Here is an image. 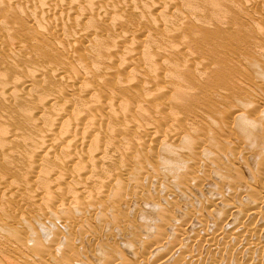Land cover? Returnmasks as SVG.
Masks as SVG:
<instances>
[{"label": "rangeland", "instance_id": "374dc122", "mask_svg": "<svg viewBox=\"0 0 264 264\" xmlns=\"http://www.w3.org/2000/svg\"><path fill=\"white\" fill-rule=\"evenodd\" d=\"M44 1L46 2V0H44ZM56 1L57 0H53V1L50 0L48 2V0H47L48 3L44 2L45 4L50 3V5H52L50 10H48L47 8L45 9V10H47V12H48L47 13L46 11L45 12L41 11L40 8H39V10L36 8V7H40V4H43V3H41V2H43V0H36V1H34V0H19V1L18 0L17 1L0 0V26H1L0 31L3 30L1 34H3V35L6 34L5 35L6 38L4 37L5 39H3V37H0V44L2 43L0 45V47L8 46V47H5V49L8 48L10 50V51L9 50L7 51L8 52V54H7V53H4V52H6V50H3L4 48L0 49V51H1L0 53L3 55V56H1V54H0V57L2 58V59L0 58V76L3 75V77L1 76L2 78L0 79V93H2V90L7 88V86L10 87L11 86L10 84L12 82H14L13 80H15V83L17 82V79H19L18 82H20V80L25 81L24 79L29 80L28 78H31V76H33L30 72L36 68L41 69L42 67H45L46 65H53L55 63L59 65V63L61 62L60 66L63 64L62 66L65 68V70L67 68L69 69V70L67 69L66 70L67 73L65 72L66 74H64V77H66L65 80L67 82L65 80H59V79L57 80L56 74L51 73L50 71L49 72L44 71V72H41L40 75L35 74L36 77L35 76L33 77V79L35 78V80L30 79L32 81H29V83L31 84V82H32V85H30L29 83H26V84H28V85H26V86H28V89L26 88V86L24 87L23 85H21L22 83H24L23 81H21L22 83H18V82L16 83V84H19V86H20L19 88H15L14 90L13 89L10 90V88H8V92H6V93H5V91L7 89L5 91H3L5 93V96L7 93H9L7 95L12 97V98L10 97V99H8L9 97L8 98L6 97L8 99L9 105L11 104L10 109H8L9 106L7 105L8 104L7 99L4 100V98H5L4 95H2L3 96V98H2V96L0 94V96H1L0 100L3 99V102H4L3 103L2 100L0 101L3 103V104L0 103L3 106L2 108L3 109L7 108L6 110H9V111L3 110L0 106V108H1L0 110L2 112V113L0 112V114L2 115V116L0 115V117H1V119H0V130L2 129L0 131V133H2V135H4L3 132L6 130L8 132L7 133L8 135H10L12 133L10 136L0 135V140H1L0 146H2L1 142L5 143L7 141L5 144H3L4 145V146H2L3 149L0 150V187L2 188V186L4 184L6 185V186L4 185L5 187L3 186V188H2L3 191L0 188L1 189L0 190V223H2L0 225H1V227L4 225L5 229L11 228L10 234L13 235V236H11L9 234V231H7V230L6 231L8 233L7 232L4 233V231H5L3 228L4 226L2 228H0V230L4 233V234L1 233L2 236L0 235V258H1L0 264L6 263L8 259H9L8 262L11 261V262H9V264H11L12 261H13L12 264H19V263L20 264H62L60 262H63V264L64 263L65 264H128V263L129 264H197V263L198 264H205V263L206 264H264V250H263L264 242L262 243V241H264V239H263L264 238V230H263L264 229V209H263L264 207H262V209L260 210V214H262V215L259 216L260 218L262 217L263 220L262 219L260 220V218L258 220L248 219L249 222L252 221V222H250L252 224H250L247 221V219H245L246 218L245 213H243L244 215L243 214L241 215V213H235L234 214V213L230 212V209H228L229 205L231 203H233V202H231L232 200L239 202L240 201L239 199H241L244 196V192H241L244 190L243 187H238V189H240V190L235 191V189H237L236 188L237 184H239V183L242 184L241 186H244L245 184L247 186H249V189L247 192L248 196L246 194L247 199H241L242 201L248 202L252 205V204H255L253 200H255V202H257L260 200L261 197L264 196V166H263L264 162H261L262 160L264 161V159L262 158V157H264V153H263L264 148H262L263 147L262 145H264V134H263L264 133V131H263L264 130V115L262 116V114H264V113H262L263 112L262 110H264V96H263L264 95V93H263L264 92V88H263L264 87V82H263L264 81V51H260V50H262V48L264 50V46L261 45V44H264V36L262 35L263 33L260 34L261 33L260 31L263 32V30H264V22L262 21V18H264V9H263L264 8L263 7L264 6V0L263 1L260 0V2H258V3L256 2V4H255V1H253L254 3L252 2L253 4L250 2L248 5H246V7L242 6V3H244V2L239 3V1H243V0H239V1L238 0H223V1L217 0V2L215 1V6H216V3L219 6L224 5L226 3L225 6H227V7L221 6L222 9L223 8L227 9L229 6L233 7V8L229 7L230 9L228 8L227 11H230V12H227V17L230 16L231 14L234 15L232 12H235V10H237L238 12L237 11L235 12V17L237 16L236 18H238L240 16L239 17L240 19L236 20V21H235L236 18L234 19V17L232 15H231V17H228V18L226 17V15H225L226 9L222 10L221 7L219 8V12L221 11L222 13L224 12L225 14L224 13L222 14L221 12L220 13L217 12V10L213 4L214 0H206L204 2L206 6L204 5L203 1H200V3H202V4L198 3L199 0L198 1H196V0H185V1L184 0H174L176 3H174L172 0H171L172 2L170 0H164V1L158 0V3H160V4H157V5H159L161 8L159 6L157 7V5L155 6L157 0H155V2H153L154 0H152V1H150V0H89V2H91V4H87V2H86L87 0H58L57 2ZM161 1H163L164 3ZM178 1L180 2V4ZM183 1H184V3L182 5L181 3ZM219 1H222V3ZM237 1H238V3H237ZM58 3H60V5ZM161 3H163V5H161ZM227 3L228 4L231 3L232 5H230V4L227 5ZM38 4H39V6H38ZM53 4H55V5H53ZM153 4H154L155 8L157 7L156 10H158V11H156L155 9H153V11H151V9H152L151 6H153ZM208 4L213 6V7L209 6ZM260 4H262V5H260ZM190 5L193 7H191ZM202 5H204V7H202ZM243 5H245V3ZM101 6H102V8H103V6H104V8H106V6H107V10H108V12L104 15V19L98 18L99 17L98 14H102L98 10V7H101ZM183 6H185L186 9H185V7L183 8ZM207 7H209V8H207ZM188 8L190 10V16H189V14H187V13H189ZM35 9H37L39 11V13ZM210 9H212L211 13L209 11ZM231 9H233V11H231ZM29 11H31V12H29ZM33 11H35V12L33 13ZM205 11L206 12L208 11V12L206 13ZM213 11H215V12H213ZM61 12H63L64 15ZM36 13H38L39 15L38 14L35 15ZM65 13H67L66 16H65ZM68 13L71 14V15H69V17L71 19H67ZM137 13L139 16L144 15V16H148V17H145L146 19L144 20L143 16H140V17L138 16V21H137L134 17V16H136V18H137V15H134ZM200 13H202V14H200ZM228 14H230V15H228ZM32 16H35V17L32 18ZM62 16H64V17H62ZM118 16L121 17V19L123 21H121V19L118 18ZM212 16H213V18H212ZM216 16L218 17V19H216V21L218 23L216 22L215 24H213L215 22V18H217ZM252 16L257 20L253 21L254 18L252 19ZM258 16H260V17H258ZM60 17H61V19H64V20H61ZM72 17L75 19L72 20ZM150 17H151V19H150ZM153 17H155V19H153ZM172 18H173V21H171ZM187 18H190V19L188 20ZM201 18L202 19L208 18L207 23H206V19L203 21V20H201ZM223 18H225V20H223ZM226 18L228 20H226ZM229 18L237 24H235L234 22L232 24V21ZM242 18L244 19L246 24L243 23L244 21H242ZM45 19H46V21H45ZM186 19L188 22H186ZM213 19H214V21H213ZM220 19H221V21L222 20L223 21L221 22ZM119 20L121 21L120 24L123 23L121 26L119 24ZM132 20L135 23H131L132 24V26H131L130 22H132ZM181 20H183V22H185V24ZM190 20H191V22H190ZM258 20H261L262 22L258 21ZM124 21H129V22H124ZM194 21H195V23H194ZM250 21H251V25L254 24L252 26H253V29L255 30V32L250 27V24H249ZM117 22H118V25H115V24H117ZM172 22L173 23L176 22L175 24H179V25L174 26ZM179 22H181V23H179ZM239 22H242L240 24L243 27L241 25H240V27H238ZM258 22L260 24H257ZM219 23H220V27H221L220 30L221 31L223 30L222 32H225V34L222 33L218 29ZM25 24H26V26H25ZM127 24L130 27H128ZM170 24H172L173 26H171ZM188 24H190V25H188ZM196 24H199V25L197 26ZM205 24H207V27H209L210 30H212V31L216 30V28H217L218 30H216V31H219V35H220V33H222L221 34L222 37L216 38V44L218 46L216 48L209 47V49L214 48L213 51H212V49L209 50L208 46L204 43H200L202 46H199V44L198 45L191 44V43H195L194 42L195 39L193 40V37L192 36L190 37L191 34H190L188 29L193 28V26H196V27H200L202 25L206 26ZM216 24H217V26H215ZM27 25L28 26L30 25L31 28H32V26H34L32 29L36 28L35 30H37V28H40V30L39 29L37 31L32 30L31 28L27 27ZM187 25L189 26L188 28H186ZM255 25L257 28H255ZM12 26H14V27H12ZM53 26H54V28H53ZM59 26L60 27L62 26V27L60 28ZM223 26H224V28H223ZM235 26L237 28H240V30L239 29L236 30L237 28ZM55 27L60 28V30L57 28L59 32H57V29ZM117 27H121V28H118V30L117 29L113 30V28H117ZM176 27L178 30L179 29L181 30V28H183V29L179 32L176 29ZM17 28H19V30L20 29L21 30L18 31ZM25 28L31 29L28 32H32V34H34L33 32H38L37 34L39 35V34H41L40 31H42L41 37H42V35L45 36L44 33L46 34V36L42 37V39H41V37L39 38V36H40L39 35L38 36L39 40L37 39V36L35 39L34 35H37V34L35 33L33 36H30L31 33L28 34V32ZM47 28L49 30L51 29L50 30L51 33H47L48 32ZM122 28L123 29L126 28V31H125V29L123 30ZM185 28H186L187 32L185 31ZM226 28L228 30L225 31ZM248 28H249V30H248ZM13 29L17 30L19 32V34L17 31H12ZM44 29H47V31L46 32L44 31V33H43ZM174 29H176V31H178V33ZM257 29L258 30L260 29L259 32ZM234 30H236L238 32H234ZM78 31L81 35L78 34ZM119 31H121V32H119ZM243 31H245V32H243ZM8 32L12 33V34L8 35ZM15 32H17V33H15ZM56 32L59 33L60 36H59V34L56 35L57 34ZM75 32H77V33H75ZM14 33L17 34V36L14 37L13 36V35H15ZM52 33H53V35H52ZM149 33H153V34L149 35ZM171 33H172L173 37H172ZM175 33H176V35H174ZM227 33H228V36L226 35ZM234 33L236 35H238V37L240 36L239 39L236 40L237 36L235 37ZM237 33H241V34L239 35ZM243 33H246V34H243ZM251 33L253 36L251 35ZM257 33H259L260 35L259 34L256 35ZM47 34L48 35L51 34V36L50 35L47 36ZM82 34L86 35V37H84V39L87 38L84 40L85 42L82 41V39H83ZM123 34L126 35L127 37L129 36L128 37L129 39L126 38V40H125V36L122 37ZM163 34H164V38H163ZM223 34H224V37H223ZM244 35H245V37H244ZM248 35H249V37H246ZM0 36H2V35H0ZM12 36H13V38H15V40L12 39ZM130 36H132V37H130ZM80 37H82V39ZM189 37L192 39L193 42L191 41V39ZM250 37L253 39H250ZM16 38H17V41H16ZM19 38H21L20 41H19ZM131 38L133 41L135 40V38H136V40L134 42H132V40H130ZM221 38H223L222 41H220ZM225 38L231 39L229 44H228V42L225 43ZM244 38L249 39V40L246 39L247 43H245V40H243ZM121 39H124V42ZM153 39H154V41H156L155 42L156 44L153 43L154 42ZM161 39H163L164 41H162ZM28 40H31V41H29V43H28ZM127 40H130V41H127ZM213 40H215V39H213ZM252 40H254L256 42L258 41V42L256 43ZM12 41H13L12 45H14V43L16 41L17 43H19L18 44L19 46H20V44H22V41H24L23 42L24 47H23V44L20 47L19 46L16 47L17 43L15 44V47H13L11 45ZM34 41H35V43H33ZM121 41L124 43V45ZM139 41H140V44H139ZM37 42L40 44H38ZM36 43L38 45H36ZM42 43H43V45H42ZM52 43H54V44H52ZM60 43H61V46L64 45V47L63 46L61 47ZM72 43H74V44L76 43V44L74 45ZM99 43L102 45H100ZM143 43L145 44V46ZM151 43L153 45V48H151V46H152ZM221 43H223V44L221 45ZM238 43H239V46H238ZM252 43H253V45H252ZM3 44H7V45H3ZM8 44H10L12 47ZM28 44H30V45H28ZM55 44H57L59 47ZM115 44H116V46H118L117 44H119V45L121 44L123 46L126 45V47L119 46V49L121 48L120 49L121 51L118 53H120V54L123 51V49L125 48L123 51L124 53L122 52L123 54H121V56H120V54L116 55L117 52L115 50L117 47L115 46ZM137 44L141 48H139L137 46ZM183 44L184 45L186 44L187 46L189 45V48L192 51L189 52V50H184V49H187L188 47H186V45H185V47L183 49V46H184ZM190 44L193 46H190ZM203 44L205 47L203 46ZM226 44H228V45H226ZM257 44H260L261 46H258ZM52 45L54 46V48L52 47L53 50H51ZM146 45H148L149 47ZM233 45H234V47H236L235 50H237V51L233 50L234 49ZM235 45H237V46H235ZM9 46L13 50L10 49ZM36 46H38V48L40 47L39 51H38ZM42 46L43 47L45 46L46 49L43 48ZM100 46H102V47H100ZM194 46H196V47H194ZM220 46L225 47L226 49L225 48L220 49L219 48ZM226 46L229 48H227ZM230 46L233 48H231ZM240 46H241L242 50L239 48ZM254 46L256 48L258 46L259 48H257V49L259 51ZM41 47H42V49H41ZM65 47H67V48H65ZM112 47H114L115 50ZM47 48H50V49H47ZM100 48H102L103 50H100ZM142 48H143V50H142ZM195 48H198V49H195ZM238 48H239V50H238ZM250 48H253V50ZM254 48H255V50H254ZM55 49H58V50H55ZM66 49H67V51H66ZM227 49H230V50L227 51ZM231 49H232V52H234V54H231ZM109 50H110V52H109ZM195 50H197V51H195ZM206 50L208 53H206ZM2 51H4V52H2ZM14 51L15 52L17 51V53H15ZM107 51L109 54L107 53ZM117 51H119V50H117ZM211 51L214 54H212ZM225 51H226L225 56H228L230 59L228 57L224 56ZM243 51L245 54L243 53V55H242L241 52H243ZM247 51H248V54H246ZM255 51L257 53H254ZM13 52L15 54H12ZM62 52L65 54L63 55ZM115 52H116V54H115ZM202 52H203V54L205 53V55H203ZM235 52H237V53L240 52L241 54L239 53L237 56V55H235V54H237ZM258 52H260V53H258ZM113 53L116 56H114ZM10 54H11V56H10ZM260 54H262V55H260ZM62 55L65 57H63ZM70 55L71 56L75 55L76 57L78 56L79 59L78 58L74 59L76 57L75 56L71 57ZM122 55H124L125 58H123L124 56L122 57ZM128 55H132V56H128ZM212 55H213V57H211ZM245 55H248V56H245ZM69 56H70V58H69ZM111 56H113L115 58H112ZM118 56H120V58ZM127 56L129 57V59L126 58ZM207 56H209V57H207ZM215 56H217V57H215ZM223 57H225L226 59ZM255 57H256V59H255ZM257 57H258V59H257ZM60 58H61V60H60ZM63 58L65 59V62L66 61H68V62H66L64 64ZM66 58H68V60ZM71 58H72V60H71ZM110 58H111V60L115 59V60H119V61L116 62L115 60L114 61L112 60L115 63L110 64V62H111ZM116 58H118V59H116ZM121 58H123L124 61ZM214 58H216V60L218 62V63L216 62L217 64L214 63L216 61ZM125 59H128L127 61H129V62L133 61V60L130 61V59H135V61H133V65H127L129 67L134 66L135 68L133 67V69H132V67H131L129 69V67L123 66V65H126L127 63H129V62H126L124 64L123 62H125ZM206 59L207 60L209 59L208 62L210 64L207 62ZM252 59H255V60L253 61ZM178 60H180L182 62H180ZM231 60H232V62H231ZM250 60H252L254 62V64H256V65L253 64L254 68H253V65L248 64V63L252 64V61L248 62ZM134 62H136L140 65H138ZM185 62H186V64H184ZM73 63L75 65H73ZM179 63L180 64L182 63V64L180 65ZM134 64L138 65V67L135 66ZM184 65H187V70H185ZM191 65H194L193 68ZM205 65H206L207 69H209V67H210V70L213 69L212 70L213 73L209 70V75H208L207 70H205V68H206ZM72 66H74V68H71ZM149 66H150V68H152L154 70L151 71ZM212 66H213V68H212ZM105 67H107V68H105ZM140 67H142L143 70H141L142 68H140ZM176 67L178 70L176 69ZM216 67L217 68L221 67V70H219V72L225 70V67H226V69L229 67L227 69L228 71L225 70V72L227 71L226 74L230 73V75L228 74L229 77L231 75L233 77L238 76L239 73L243 74V76H246L248 73L250 75H252V73H253L254 76H257V79L256 78L253 79L250 76V79L254 80V81H251V82H253V84H252L251 82L248 81V80H250V79H248L249 78V74H248L247 75L248 78L243 77L244 78L243 80L239 76L234 77V79L232 78V76L230 77L235 82L238 79L239 83H238V81L236 83L234 81L229 82L227 80H229L230 78L227 75L225 76V73L223 71L222 77L223 78L227 77V79L225 80L222 77H220V80H219V78H217V77H219L218 74H220V73L218 71L216 72V70H218V69H214ZM22 68H24V70H22ZM70 68H71V70H70ZM222 68H223V70H222ZM234 68H235V72H234ZM250 68H252V69H250ZM258 68H260V69H258ZM25 69H27L28 71L27 70L25 71ZM155 69H157V72ZM179 69H180V71H179ZM191 69H194L195 71L197 70V72L200 71V74L196 73L194 70H192L193 71L192 72ZM200 69L201 70L204 69V70L201 71ZM231 69L233 70V72ZM245 69H247V70H245ZM101 70L103 72H101ZM189 70H190L191 75L189 74ZM178 72H180V73L178 74ZM245 72L247 73L246 75H245ZM153 73H155V75H153ZM156 73H158V74H156ZM216 73H218V74H216ZM231 73H234L235 75L231 74ZM195 74L197 77L195 76ZM205 74H207V75H205ZM172 75H174V76H172ZM180 75H183V76L187 75L184 77L185 78L188 77L187 79L189 81L185 82L187 79H184V77H181ZM39 76H41V77H39ZM106 76H108V77L106 78ZM206 76H208V78L210 77L211 79H207ZM213 76H215V77L217 76L216 78L221 82V84L223 83L222 82L223 80L226 81L227 83H223L224 85L219 84L220 85V87H219V85L217 86V84L220 82L218 80H215L216 78ZM254 76H252V77H254ZM178 77H179V79H178ZM189 77L194 78V79L190 80ZM199 77H202V78L200 80H198ZM101 78L103 79V80H101L103 82H107V80H109V78H110V80L112 79L111 82L109 81L111 84L113 81H114L113 83H115V81H116V83H115L114 87H113V84L111 85L110 83H109L110 85H106V83H103L100 81ZM239 78L241 80H239ZM105 79H107V80H105ZM116 79H118V80H116ZM212 79H214V81H212ZM56 80H57V82H55ZM195 80L196 81L198 80L199 82H201V80H202V82L204 84L201 82L200 85L201 84H203V85L199 86L198 81L195 82ZM256 80L258 83L256 82ZM33 81H34V83H33ZM84 81H86V84ZM175 81H177L178 84L175 83ZM73 82H75V83L77 82V83L75 84ZM152 82H153V84L151 85ZM159 82H160V84H159ZM233 82L235 85L233 84ZM5 83H7L6 84L7 86L4 85ZM94 83H95V85H94ZM101 83H103V84H101ZM117 83H118V85H116ZM184 83H187L188 87ZM51 84L53 85V87ZM70 84H74L77 86L75 88L73 87V91L76 90V92L73 93L72 90L71 91L66 90L67 89L66 87ZM87 84H89L90 87L92 86V89H96V91L90 92V87H88ZM174 84H176V85H174ZM182 84L185 87H183ZM227 84L231 85L230 89H228L229 85H227ZM236 84H237V86H236ZM97 85L100 86L101 89H98ZM192 85H195V87L194 86L192 87ZM204 85L206 87H208L209 89L205 88ZM215 85H216V87H215ZM255 85H258V87ZM259 85H261V86H259ZM50 86H51V88H50ZM109 86L111 88H117V89H114V91H113V89H109L110 88ZM115 86L120 87L121 88L120 90H122V91L120 92L119 88L115 87ZM189 86H191V87H189ZM203 86H204V88H205L204 90L206 92H204L203 88H201ZM233 86L235 87V91H234V89H232ZM104 87L107 88V89H105V92L108 93V94L106 93V95H103L105 93L102 94V92L104 91V89H103ZM180 87L181 88L183 87L184 90L183 91H181L182 89L179 90ZM214 87L217 88V90ZM222 87H224V89L225 88L227 89V91H226V89L224 90L225 92H227V93L230 92V93H228L229 95L225 92H222L223 91ZM20 88H25V89H20ZM29 88H31V89L29 90ZM62 88L63 89L65 88V90H63ZM78 88L81 91L80 90L78 91ZM143 88H145L144 89L145 91H143ZM161 88H163V89H161ZM220 88H221V90H220ZM18 89H20L21 92H20V90L17 92ZM102 89H103V91H102ZM206 89H208V90H206ZM214 89H215V94L217 93L215 96L212 95V94H214ZM231 89H232V91H231ZM23 90H25V92ZM108 90L109 91L111 90L112 92L111 91L109 92ZM115 90L117 91L116 92L117 94L114 93ZM209 90H213V92L212 91L210 92ZM218 90H220V91H218ZM49 91H50V93H49ZM57 91L59 92V94ZM84 91H85V94H84ZM173 91L175 92L174 94H172ZM124 92H125V96H124ZM218 92H222V93H218ZM261 92L263 94H261ZM24 93H27L28 95L25 96ZM53 93L55 94V97H56V94L59 96V98H57V99L59 100L60 103L58 102L57 99L55 101L53 100L54 102L52 100H50V101L46 100L47 97H50V98L54 97ZM118 93L121 95H119ZM129 93H130V96H132L131 98H129L130 97L128 95ZM176 93L177 94L181 93L184 96L181 94L176 95ZM198 93H199V95H198ZM10 94H12V95H10ZM88 94H91V96L90 95L88 96ZM93 94L96 95V97L93 96ZM60 95H62L61 99L64 98L63 100L60 99ZM102 95L105 98H103ZM107 95L110 97L112 95L115 96L114 98L117 99V101L114 102L113 100H115V99H113V97H111L113 99L112 100L113 103H111L112 101L110 102V98ZM116 95H117V98H116ZM148 95H152V97L154 96L152 101L154 100V102H156V103H154L152 101L150 102L148 99H145V97L146 96L148 97ZM163 95L165 97V100H164ZM166 95L167 96L170 95V97L172 99L170 97L167 98ZM174 95H175V97H174ZM203 95H205V98H209L210 100L203 98L204 101L203 100L201 101L202 97H204ZM98 96H100L99 98H101V100H99L97 98ZM177 96H179V97H177ZM200 96H202L201 99H200ZM220 96H221V98H220ZM122 97L124 98V100L122 99ZM176 97H177V99H176ZM190 97H193L194 101H193V98H190ZM173 98H175L176 100H173ZM197 98L199 99V101L197 100ZM251 98H252V100H251ZM12 99H13V101H12ZM24 99H26L28 101H26ZM95 99H96V102H95ZM133 99H136V100H133ZM166 99H169V102L172 101L171 102L172 104L168 103V101H166ZM215 99H216V101L212 102V100H215ZM10 100L13 102V104ZM22 100H24V101H22ZM64 100L65 101L67 100V103ZM69 100H71V101L69 102ZM98 100L100 102L103 100L102 102L104 104L101 105L100 102H97ZM119 100L124 101V102L122 101V104L124 103V105H123L124 107L127 105L129 106L128 110H127V107H125V109L121 108L120 105H122V104ZM146 100H148L150 102V104L152 103L151 106L149 105L148 102H147V104H145ZM51 101L53 102V105H51L52 104ZM92 101L95 104H98V105H96L98 107V112H99L100 107H101L100 108L101 110L104 109L103 110L104 112H102L100 110V112H101L100 114H102V115L104 114V117H100V118H102L105 122L102 119L101 120L99 119L100 114L96 111L97 107L95 106V104H93ZM125 101H127V102H125ZM130 101H132V103H130ZM143 101H144V103H143ZM157 101L158 102L161 101V102L158 103ZM173 101L176 103V105H174ZM42 102L45 105L44 104L42 105ZM63 102L67 105L65 110H67L69 108L68 106L74 102V104L70 106L71 108L72 107L73 108L72 109L69 108V111H67V113L72 111V112H70V114L68 113L69 116L70 115L72 116V117L70 116L71 118L69 120L71 125L73 123H75V120L73 119V117L74 118H80L79 116L81 115V117L83 116L82 119L85 121L83 122V120H82V122H81V120H80L81 118L79 119V121L76 120L77 123H80L81 130L74 131V129L71 127L70 124H69L70 126H67L68 124H64L63 127L60 126V128L62 127L61 129L60 128L55 129V133H57V136H58V134L60 135L61 132H62L61 134L65 133L64 131L66 129H64V128L66 126H67L66 128L70 127L71 130H73L71 132L72 133L74 132L73 135H75V136H76L75 132H77V134L80 132V135L82 136L81 132L85 131V133H86L88 130V132L86 133V134H88L90 132L88 134V136H89L88 139H92L93 144L97 147L96 153L98 152V155H99V156H96V154H95L96 158L92 157V158H94V160L96 159L94 161L96 163L92 162L93 159H90V160H88L86 158H82L84 160L76 159L75 153L70 154V156L74 155L73 157L75 158L74 159L75 161H73V162L69 161L68 162L69 158H67V156H69L68 154L70 152H68L69 150L67 151V149H64V147H63V149L58 148L57 151L54 152V154L57 155L58 157H60L61 159H64L66 157L68 159L67 161L64 160L66 162H64L63 160L61 161L60 158H58L59 159V161H58L57 156L54 157L51 153H46L49 156L48 157L45 153H44L45 155L43 153L42 154L39 153L41 155L40 156L36 152L37 151V149H36L37 148V141L36 140L38 137L37 135H39L41 133V131L43 132L44 131L43 129H46V127L51 124L49 122L51 121L50 119H53V118L49 119V118L44 117V121L39 120V122H37L38 127H39V124L40 125L42 124V126H40L38 128L37 126H34L35 124L37 125V123L34 122V118L32 117L33 118V120L31 119L33 121L32 122L27 117L28 116L27 114H29L28 112L30 110L29 108L35 109L34 108L35 106H37V107L42 106V108H44V111L47 110V111L55 112L56 110L60 111L65 107ZM197 102H200V103L197 104ZM202 102L205 106L202 105ZM206 102H207V104H206ZM5 103H7V104H5ZM69 103H71V104H69ZM117 103L120 105L115 106V104L117 105ZM137 103H138V105H136ZM153 103L155 104V106ZM191 103H192V107H190ZM195 103L197 104V106ZM213 103H215V104H213ZM90 104H92V105H90ZM112 104H113V107H111ZM139 104H141V105L144 104L145 106H140ZM161 104H163V105H161ZM169 104H171V106ZM88 105L92 106V107H96V110L93 108L91 109ZM104 105H106L107 107ZM133 105H135L134 106V107H136L135 109H134ZM200 105H202V106H200ZM237 105L241 106V108L243 110L241 108H239V106H237ZM29 106H31V107H29ZM61 106H62V109H61ZM86 106H87V108H86ZM137 106H138V108H137ZM194 106H196V107H194ZM231 106L232 107L236 106L241 110V112L242 111L244 112V114L246 116V117L244 116V120H243V123L245 121L244 124L242 123V120L240 121L239 117L237 118V116H236L237 112H233V110H231V108H232ZM261 106H263L262 109L260 108ZM4 107H6V108H4ZM46 107H47V109H45ZM105 107H106V109H105ZM130 107L132 108L131 109L132 112H134V113L136 112V114L138 116L136 114L132 115V116L129 115L130 114V110H129ZM139 107H141V108L144 107L143 108L144 111L146 108V112L142 111L143 109H141ZM48 108H50V110ZM80 108H82L81 111L83 110L84 112L83 111L80 112ZM112 108L114 110H112ZM196 108H198L199 110L197 109L198 111H196ZM33 109H31L30 111L32 112ZM52 109H54V110L56 109V110L54 111ZM74 109H76V110L74 111ZM137 109L140 111H138ZM260 109H261V112H260ZM111 110L113 112H115V114H117L116 112H119L118 115L114 114L115 116H113V113H111V118H110L108 115L110 114V112H112ZM136 110L140 114H138ZM168 110H171V111H168ZM191 110H192V112H191ZM258 110H259V112H257ZM5 111L9 112V114L4 113ZM91 111H94L96 113L95 116L98 115V116H96L98 118H96L94 116V113H92ZM125 111H129L128 117H130V118H128L127 115H125L127 113ZM173 111L174 112L177 111V112L174 113ZM24 112H26V114H23ZM79 112H80V115H78ZM120 112H121V116H120ZM167 112H169L167 115L168 117L165 115V114H167ZM194 112H195L196 117L194 115ZM83 113H84V115L86 114L85 115L86 117L87 116L88 117L84 118ZM105 113L107 114L108 117L106 116ZM145 113H147V116H145L146 115ZM198 113H199V115H197ZM3 114L8 115L7 117L8 118L10 117V119H8ZM90 114H92V115H90ZM176 114H177V117H176ZM14 115L16 116V118H14ZM22 115H26V116H23L24 121L22 119L19 120L22 117ZM124 115H125V117H124ZM186 115L187 116L189 115V116L187 117ZM205 115H206V117H205ZM118 116H120V120L122 119L121 121L118 120L119 119ZM134 116L136 117L135 119H137L136 122L138 121L137 124H134V122H135ZM150 116L151 117L155 116V117L153 119V117L150 118ZM2 117L3 118L5 117L6 119L5 118L2 119ZM18 117H20V118H18ZM175 117L177 118L176 119L178 121L177 123H176V120H174ZM185 117H186V119L188 118L190 120H188V119L184 120ZM36 118H38V117H35V121L37 120ZM131 118L133 121L131 120ZM145 118H147V120L149 118L150 119H149V121H147ZM234 118H237L238 120L237 119L236 120L238 122L235 121ZM246 118L249 119L251 123H252V120H254V122L257 121L258 125L257 124L256 125H248L250 122L249 121L246 122V120H247ZM86 119H88L89 122ZM164 119H166V121ZM167 119H169V120H167ZM217 119L221 120V121H218ZM46 120H47V122H46ZM98 120L100 123H98ZM144 120L146 121L145 124H144ZM170 120H172V121H170ZM18 121H19V123H18ZM27 121H29L31 123H29ZM71 121H74V122H71ZM95 121H97L98 125L96 123H95V125H93V123ZM122 121H125V123ZM239 121L242 123V125ZM22 122H24V123L22 124ZM69 122H66V123H69ZM91 122H93V123H91ZM101 122L103 124L105 123L106 125L104 124V127H101V126H103ZM139 122L143 123V125L144 126L146 125V126L142 127L143 125H141V123L139 124ZM172 122H173V124H172ZM33 123H35V124L33 125ZM84 123H86V124H84ZM126 123H128V124H126ZM146 123L147 124L149 123V124L147 125ZM157 123L159 125H161V126H159L160 131H161L160 136L158 135V133H156V132H159V131H157V130H159L157 128ZM205 123H207V124L205 125ZM123 124H126V126ZM87 125H89V126H87ZM90 125H92L94 127V129L92 128L93 130H91ZM134 125L136 127H134ZM151 125L154 126L155 128L151 127ZM84 126H86V127L84 128ZM96 126L98 129L96 128ZM131 126H133L135 128V130H137L136 131L137 134L135 133L134 128ZM138 126H140V127H138ZM148 126H149V128H147ZM171 126L173 129L171 128ZM205 126H207V127H205ZM42 127H44V128H42ZM125 127H126V129H124ZM141 127L143 129H145V128L150 129L151 131H148V132L145 130L143 131ZM99 128H100V130H99ZM39 129H41V130H39ZM58 129H60L61 131ZM95 129L97 130L96 134H94ZM131 129H132V131H131ZM138 129L139 130L141 129L142 132L138 131ZM166 129L167 130L171 129L172 132L170 130L166 131ZM181 129L184 130L183 132H184V134H186L188 136V138L190 137V139H191V136H193L191 140H193L194 142H191V144H190V140L188 141L187 137L185 139V136H184V134H182L183 132ZM23 130H24V133H23ZM123 130L124 131L126 130V132L124 133ZM14 131L16 133H17V131H19V132L16 134ZM93 131H94V133H93ZM175 131H176V133H178L180 131L181 132L179 134H174L175 135L174 136L172 133H174ZM91 132L93 133V135H95V137L97 139L91 135L92 134ZM164 132H166V133L168 132V134H167L169 137L168 139L166 138L167 135H166V133L164 134ZM85 133H83V136L85 135ZM110 133L112 134L111 136H110ZM200 133H202V134H200ZM102 134H103V136H102ZM13 135H14V138L12 137ZM80 135H78L77 137H81ZM106 135H108V138H106ZM161 135H163V136H161ZM200 135L203 138L205 137L207 139L206 140L204 138L205 143H203L204 141L202 142V140H204L203 138L198 139V138H200ZM97 136L98 137L102 136V137H100V139H102V140L105 139L103 141H101L99 139V142L101 145H98L99 143L97 144V142H96V140H98ZM151 136L152 137L156 136V137L152 138ZM172 136H173V138H172ZM180 136L181 137L183 136V137L181 138ZM197 136H199V137H197ZM214 136H215V138H214ZM3 137L6 139V141ZM163 137H165V139ZM175 137L176 138L178 137L180 140L179 139L177 140ZM208 137L214 140V143L212 142L214 145L216 143H218L217 148H215L216 146L211 144V142H210V144L213 145V147L211 145H208L209 141H213L211 139L209 140ZM153 139H154V141H153ZM163 139L165 141H163ZM182 139H184V140H182ZM194 139H198L199 141L198 140L195 141ZM216 139L217 140L220 139L221 142L217 141ZM107 141L109 142V144ZM103 142H104V144H103ZM196 142H198V144L200 142L201 144H199V146H197L198 144ZM203 144H205V145H203ZM163 145H164V147H163ZM188 145H189V147H188ZM105 146H106V148H105ZM158 147H159V149H158ZM203 147H205L207 149H209V147H210L211 151L208 150V152H209L208 154H207V152H204V154H203V152L201 151V148L203 151L207 150V149H204ZM88 148H86L84 150L88 151L87 150ZM161 148H163V149L165 148L166 150L165 151L161 150ZM168 148L170 149V151L171 150H173V151L168 152L167 151ZM191 148H192V150H191ZM33 149H35V150H33ZM28 150H29V152H31V150H32L33 155L31 153H29ZM162 151H164L166 154ZM35 152L37 153V155H39L38 156L39 158L35 155L36 154ZM56 152L58 154L60 153L59 154L60 156L58 154H56ZM200 152H201V156H200ZM210 152H211L212 157H210ZM214 152L216 153L215 155H214ZM170 153H171V155L172 154H174V155L171 156V155H169ZM189 153L191 154L190 158L192 161L189 158V155H190ZM29 154H31L32 156ZM51 155L53 156V158H56L57 160L50 157ZM205 155H207V156H205ZM30 156H31V158H30ZM195 156H198V157L196 158ZM32 157H34L35 159L41 158V160L38 161L37 159L35 160ZM174 157L176 160H178L177 161V162H179L178 164L176 161L173 160ZM227 157L229 158V162H232V163H230V165H226L227 162L225 161L226 160L225 158H227ZM29 158H30V160H29ZM49 158H52L55 162L52 159H51L52 160V162H51V160H49ZM99 158L104 159V160L102 159V161L100 160L102 163H100ZM195 158H196V160H195ZM228 158H227V160H228ZM193 159L195 162L196 161L197 162L194 163ZM220 159H222V160L220 161ZM258 159H260V160L262 159V160L258 161ZM32 160H35V161H32ZM27 161H29L28 162L29 165L31 164V162L33 163V162L38 161L39 163L37 162V164L36 163H35V165L33 164L34 167L32 169L31 167L33 165L31 164V166L29 167L27 164ZM40 161H42V163ZM83 161H84V163H85V161H87L86 162L87 164L86 165L84 164L86 167L82 165ZM240 161H242V162H240ZM75 162H76V165H75ZM171 162H173V163L171 164ZM175 162L177 165L175 164ZM221 162L222 163L224 162L225 164L224 163L221 164ZM243 162H245V163H243ZM51 163H53L54 165ZM66 163L70 166H66V168H64V166L67 165ZM92 163H94V164H92ZM71 164H73V165H71ZM218 164H221L222 166H224V167H222L223 168L222 170H219L221 165L218 166ZM256 164L257 165L259 164L258 165L259 168H258V166L256 168ZM38 165H39V167H38ZM44 165H45V167H47V170H45L46 168L44 167ZM54 166H56V167H54ZM76 166L78 168L77 170H76ZM230 166H231V169H230ZM260 166H261V169H260ZM35 167L38 169H36ZM84 167H85V171L82 170V169H84ZM91 167H92V169H91ZM176 167H178V168H176ZM262 167H263V170H262ZM34 168L36 169V171L34 170ZM40 168H42V169H40ZM51 168L53 170L55 168H60V169L62 168V174L63 173L65 174V171H66L65 169L69 168L68 170L70 172L68 171V173H67V171H66V174L69 175L72 173V175H75V177L72 178L74 180L69 178L66 174H65L66 177L63 179V181H61L62 180L61 177L65 176V175H62V174H61L62 176L60 175L61 176L60 178H59V176L57 177L54 175H52V176H50V178H48L46 176V173H49L48 171H51L52 170ZM168 168L173 170V172ZM224 168H226V169L224 170ZM49 169H51V170H49ZM79 169H81L84 173L86 172L87 176H86V174L83 173L85 176H83L82 178L81 177L78 178L79 180L77 181V180H75V178H77L76 177L77 173L79 175V172H80V175H82L81 170L78 172ZM240 169L241 170L243 169V170L241 171ZM38 170H41V171L38 172ZM74 170H75V173L77 171L76 174L74 173ZM223 170H224V172L227 170V172L223 173ZM229 170H230V172H229ZM255 170H258V171H255ZM31 171H35V173L38 172L41 175H38V173L34 174V172H32L34 174V175H32ZM169 171H171V173ZM219 171H221V173ZM44 172H46V173L44 174ZM173 173L175 174V176H173L174 175ZM255 173L258 174V175L256 174V177L259 176L256 178L258 181L255 180V178H254L255 176L252 177V175H254ZM26 174H28V175H26ZM130 174H133L135 177L133 175H130ZM178 174H179V176H178ZM35 175H37L38 178ZM140 175H141V177H140ZM165 175H166V177H165ZM89 176H90V179H89ZM196 176H197V178L199 177L201 179V181L198 182L199 179H197V182H192L193 183L192 184L190 179H192V177H193V179H195ZM228 176L231 180H233V182H230L231 181L230 179H228L229 181L226 179V178H228ZM233 176L235 177V180L232 179ZM84 177L86 178V180L88 177V180L90 182L86 186L85 190L82 189L83 183L81 182V179H83ZM207 177H208L207 180H202V179H206ZM41 178H43V179H41ZM51 178H53V181L51 180ZM111 178H114V179L111 181ZM154 178H156V179H154ZM253 178L256 182L253 180ZM46 179H48V180H46ZM56 179L57 180L59 179V182ZM65 179H67V180L64 181ZM164 179H166V180H164ZM30 180L32 182L34 180V183H32ZM35 180H37V181H35ZM237 180L239 183H236ZM252 180L255 183L252 182ZM48 181H50V183L52 182L51 184L55 185V187L51 186L52 188H49L50 187L49 185H51V184ZM54 181H57L58 184L53 183ZM159 181H161V182H159ZM164 181H166L167 183L166 182L164 183ZM27 182L29 184L31 183L33 185V188L31 187V185L29 186V184ZM35 182L39 183V185H37V183H35ZM60 182H62V183H60ZM65 182H67L68 184H65ZM26 183L28 184L29 187L26 186L27 185ZM59 183H60V185H59ZM63 183H64V185H63ZM160 183H161V185H160ZM172 183H174V185ZM184 183L185 184L187 183V184L185 185ZM235 183H236V187L234 186ZM16 184L19 185L20 187H22V184H23L22 188H24L25 190L24 189L21 190V188L19 190V188H18L19 186L17 187ZM46 184H49V185H47L48 190H47V186H46V188H44ZM190 184H191V186H190ZM8 185L9 186L12 185L13 188L14 187L15 188L14 189L12 188L10 190L11 191L10 192L7 190ZM57 185H59L58 186L59 188L56 187ZM106 185H108V186H106ZM150 185H151V187H150ZM177 186H181L182 189H180L181 187H177ZM112 187L114 189V193H115L116 187H117V189L121 187L119 190H117L118 192H116L117 198H115L116 196L113 198L111 197V196H114V195H112V194H114ZM171 187H173V188H171ZM251 187H253V189L256 191L257 194H255V192L252 193V191H254V190L251 191V189H252ZM16 188H18V190ZM105 188L107 189V191ZM135 188H136V190H135ZM169 188H170V190H169ZM15 189L17 190V192ZM29 189H31V190L29 191ZM32 189H34L33 191H35L37 189L40 192V195L36 194V193H38L37 191H35L36 193H34V194L31 193ZM50 189L52 190V192H54V193H51L52 195L48 194L51 192V191L48 192ZM55 189L57 192L55 191ZM124 189H125V191H124ZM121 190H122V192H121ZM167 190L170 191V194H168ZM68 191H69V193H68ZM82 191L83 192L85 191V192L83 193ZM109 191H110V194L106 193ZM123 191H124V193H123ZM233 191H234V193H238L237 197H234L235 195H234ZM3 192H4V194H3ZM131 192H134V193H131ZM81 193H83V194H81ZM118 193L121 194L122 196L121 195H120L121 197L118 196L119 195ZM47 194L49 195V197H47L48 196ZM222 194H224L223 197L228 201V203L226 202L224 204L223 201H221V202L219 201V200H221ZM230 195H233L232 196L233 199L231 198ZM53 196H55V197H53ZM257 197L259 198V200H257ZM50 198L53 199V201H51ZM54 198H56V200H55L56 203L54 201ZM166 198H167V200H166ZM237 198H239V199H237ZM97 200L100 202H98ZM61 201H62V203H61ZM63 203H65V204H63ZM127 203H130V205ZM175 203H176V205H175ZM202 206H204V207H202ZM216 206H218V210H217ZM219 206H220V208L223 206L222 210L219 209ZM85 207H86V209H85ZM75 208L77 211L80 208L81 209L77 213L75 211ZM181 209H183V210L181 211ZM199 209H200V211H199ZM80 211L81 212L83 211L85 214L84 213L82 214ZM194 211L196 213H194ZM261 211H262V213H261ZM42 212L43 213L45 212V213L43 214ZM74 212H76L77 214ZM94 212L96 213V215L100 214V216L99 217L96 216ZM189 212L192 214H190ZM209 212H211V213H209ZM102 213H104V214H102ZM163 213H165V215H163L165 217L162 216ZM229 213L235 215V216H233L234 220L231 221L232 215ZM81 214L84 216H82ZM101 214L104 216L106 215V217L102 216ZM173 214L177 217H174ZM197 214L198 215L200 214V216H198ZM213 214H215L217 216H215ZM186 215H189V216L191 215L192 217L188 216L187 217L188 219H187ZM210 215L212 217H210ZM225 215H226L227 219H226V217H224ZM52 216H54L56 218V220ZM74 216L76 217V220H74L75 219ZM168 216L174 217L175 220H174V218L172 219V218H169ZM241 216H243L244 218H242ZM68 217L69 218L71 217V218L69 219ZM162 217H163V219H162ZM195 217L196 218L198 217L197 218L198 220H202V222H204V226L202 223L198 222ZM164 218H165V220H164ZM47 219H49V220H47ZM169 219H171V220H169ZM161 220H162V222H161ZM190 220H192V221H190ZM78 221H79V223H78ZM168 221H170V222L168 223ZM195 221H197V222H195ZM218 221H219V223H218ZM225 221H227V222H225ZM212 222L215 224H213ZM240 222H242V224H240ZM245 222H246V224L248 223L246 226H244ZM63 223H64V225H63ZM165 223L166 224L168 223V224L166 225ZM211 223L213 225H215V227ZM10 224H12L14 226L9 227ZM259 225H261V226H259ZM55 226H57V227H55ZM207 226H210L208 228L209 233L211 231H213L212 232L213 235L211 233V236H209V237H207L205 235V233H206L205 231L207 229ZM242 226H244L243 227L244 229H241ZM247 226L250 227V229L247 228ZM161 228L165 229V231L164 230L163 231L166 232V234L168 236L166 234H164L165 236L163 234H159V232L160 233L163 232L161 230ZM212 228L215 230H213ZM216 228H217V230H216ZM219 228L221 231L218 230ZM236 228L237 229L240 228L238 230L239 234H237L238 232L235 233V230H237ZM172 229L174 231H177V232L172 231ZM32 230L35 232H33ZM65 230H67V231H65ZM157 230L158 231L161 230V231L158 232ZM243 230H245V233ZM31 231L33 232V234ZM225 231L227 234L224 233ZM248 231H250L252 233H254L253 231H255L256 234H253V235L254 236L256 235V237H250V239H247L248 242L246 243L247 244L246 245L243 241L245 240L244 236H246L248 234ZM167 232H169L170 235ZM214 233L216 235H214ZM222 233L226 234L225 237L227 240L224 239L225 240V241L223 240L224 242L219 241L220 245H219V243L217 245H215V243H213L214 241L213 240L211 241V239H213L211 237L214 236V238L217 239V237H219L218 235L222 234ZM243 233H244V235H243ZM228 234H229V238H227ZM14 235L19 237V238L21 237L22 240H21V238L19 239L17 237L14 238ZM157 235H159V236L157 237ZM172 235H176V236H172ZM239 235H241V236H239ZM54 236H56V237H54ZM258 236H260V237H258ZM261 236H262V238H261ZM161 237L164 239L163 241L161 240L162 239ZM172 237L174 240H172ZM181 237L184 239H182ZM189 237H190V239L188 240ZM234 237H235V239H234ZM11 238H14L13 241H14V243L16 242L15 244L13 243ZM16 238H17V240L19 239L21 241H24L25 243L27 241V243H26L27 245L26 244L25 245L28 246L29 248L22 245L24 242L23 243L21 242V244L19 242V244H18L17 240L15 241ZM34 238H35V240H34ZM85 238H86V240H85ZM165 238H166V240H165ZM258 238L260 241H256V239L258 240ZM3 239L4 240L7 239V241H9V242L3 241ZM155 239H157V240H155ZM197 239L199 241H197ZM231 239H233V240L231 241ZM36 240H37L38 244L40 243L41 246L43 245L45 247V248L42 247L43 249H47V250L46 251L42 250L40 245H39V250L38 249L35 250L34 248L36 246H38ZM159 240H160L161 244L159 243ZM183 240L184 241L186 240V241L184 242ZM206 240H208V243ZM250 240H252V241L250 242ZM28 241H30V242H28ZM174 241L176 243H173ZM234 241H237V244H235ZM239 241H240V243H239ZM33 242L36 244V246L30 247L31 243H32V245L34 244ZM57 242H59V243H57ZM5 243H8V244H5ZM157 243H158V245H156ZM165 243H166V245H165ZM168 243H170L172 246L170 244L168 245ZM241 243H244L245 246H244V244L241 245ZM251 243H253L254 246L256 244L257 245L255 247H253V245ZM16 244H17V246L18 245L19 246L18 247L14 246ZM71 244L74 245L75 247L71 246ZM179 244H182V245H180L181 247L179 246ZM197 244L198 245L200 244V245L198 246ZM7 245H9V246H7ZM212 245L214 247H212ZM238 245L240 248L238 247ZM11 246H13V247H11ZM58 246L62 250H59ZM178 246L180 247V249ZM241 246H243L247 249H244L243 247H242L243 248L242 249ZM9 247H10V249H9ZM21 247H25V248H21ZM165 247H167V249ZM171 247H173V248L171 249ZM231 247H232V249L230 251L229 248H231ZM248 247L250 248L249 249L250 251L248 250ZM260 247L262 250L260 249ZM5 248H7V250L8 249L9 250L7 251ZM40 248L43 252L40 250ZM57 248H58V250H55ZM181 248H182V250H181ZM204 248H206V249H204ZM211 248L213 251L211 250ZM18 249H19V251H18ZM33 249H34V251H37V252L40 251L37 256H36L37 253L35 254ZM20 250L23 252V255L29 254L28 257H26V256H24L25 258L22 257L25 261L21 258V256H23V255L22 254L20 255V253H22V252H20ZM247 250L250 253H248ZM258 250H259V252H258ZM52 252H54L55 255H53L54 253H52ZM177 252H179V254ZM245 252L248 254L246 255ZM243 255L245 257L246 256L248 257V255H249V257L251 256L250 257L251 259L249 257H248L249 259L245 258ZM34 256H36V257H34ZM122 256L126 260H123ZM253 256H255V257H253ZM168 257H171V260H170V258L168 259ZM144 258H145V262H144ZM181 258L183 260H184V258H186V260L183 261ZM255 258H257V259H255ZM58 259L59 260L61 259L60 262ZM150 259H151V261H150ZM167 259L170 261H168ZM21 260H22V262H21ZM163 260L167 261V262H164Z\"/></svg>", "mask_w": 264, "mask_h": 264}, {"label": "bare ground", "instance_id": "6f19581e", "mask_svg": "<svg viewBox=\"0 0 264 264\" xmlns=\"http://www.w3.org/2000/svg\"><path fill=\"white\" fill-rule=\"evenodd\" d=\"M14 1H17V0H14ZM18 1H19V0H18ZM34 1H36V0H34ZM49 1H50V0H48V2H49ZM52 1H53V0H52ZM57 1H58V0H57ZM57 1H56V2H57ZM150 1H152V0H150ZM163 1H164V0H163ZM163 1H161V2H163ZM170 1H171V0H170ZM172 1H173L174 3H176L174 0H172ZM172 1H171V2H172ZM184 1H185V0H184ZM184 1L181 3L182 5H183ZM196 1H198V0H196ZM200 1H203V3H204L206 0H199L198 3H200ZM215 1L217 2V0H214V1H213L214 3H213V2H212V3L214 4V7L216 8L217 12H219V8H220L221 6H225L226 3H225L224 5H221V6H219V5L216 3V6H217V7H216V6H215ZM222 1H223V0H222ZM222 1H219V2L222 3ZM238 1H239V0H238ZM238 1H237V3H238ZM253 1H255V4H256V2H257V3L260 2V0H258V1H257V0H243V1H239V3L244 2L245 5H243L244 3H242V6H243V7H244V6L246 7V5H248L250 2L252 3ZM261 1H263V0H261ZM44 2H45V1L43 0V2H41V3H43V4H40V7H36V8H37L38 10H39V8H40L41 11H44V12L46 11V12H47V10H45V9L47 8L48 10H50V8H51L52 5H50V3H49V4H45V3L47 2V0H46L45 3H44ZM48 2H47V3H48ZM86 2H87V4H91V2H89V0H87ZM153 2H155V0H154ZM178 2H179V1H178ZM209 2H210V1H209ZM209 2H208V3H209ZM219 2H218V3H219ZM163 3H164V2H163ZM163 3H161V5H163ZM168 3H169V2H168ZM223 3H224V2H223ZM253 3H254V2H253ZM253 3H252V4H253ZM262 3H263V2H262ZM58 4L60 5V3H58ZM69 4H70V3H69ZM71 4H72V3H71ZM157 4H160V3H158V0H157V2H156L155 6H156ZM179 4H180V2H179ZM194 4H195V3H194ZM200 4H202V3H200ZM206 4H207V3H206ZM213 4H212V5H213ZM229 4L232 5L231 3H229ZM229 4L227 3V5H229ZM53 5H55V4H53ZM174 5H175V4H174ZM204 5H205V3H204ZM204 5H202V7H204ZM208 5H209V4H208ZM260 5H262V4H260ZM38 6H39V4H38ZM49 6H50V7H49ZM155 6H154V4H153V6H151V8H152L151 11H153V9L156 10V8H157L159 5H157L156 8H155ZM186 6H187V5H186ZM190 6H191V5H190ZM200 6H201V5H200ZM205 6H206V5H205ZM209 6H211V5H209ZM218 6H219V7H218ZM242 6H241V7H242ZM250 6H251V5H250ZM58 7H59V6H58ZM63 7H64V6H63ZM63 7H62V8H63ZM159 7H160V6H159ZM184 7H185V6H183V8H184ZM187 7H188V6H187ZM191 7H193V6H191ZM211 7H213V6H211ZM211 7H210V8H211ZM225 7H227V6H225ZM229 7H230V6H229ZM229 7H228V8H229ZM231 7H232V6H231ZM231 7H230V8H231ZM263 7H264V6H263ZM55 8H56V7H55ZM59 8H60V7H59ZM62 8H61V9H62ZM103 8H104V6H103ZM103 8H102V6H101V7H98V10L102 13V14H98V16H99L98 18H100V19H104V15L108 12V10H107V6H106V8H104V9H103ZM160 8H161V7H160ZM207 8H209V7H207ZM228 8H227V9H226V8H223V9H222V7H221L222 10L226 9V14L223 12V13L226 15V17H227V12H230V11H227ZM230 8H229V9H230ZM232 8H233V7H232ZM37 9H35V10H37ZM78 9H79V8H78ZM78 9H77V10H78ZM185 9H186V7H185ZM190 9H191V8H190ZM263 9H264V8H263ZM38 10H37V12L39 13ZM159 10H160V9H159ZM182 10H183V9H182ZM188 10H189V8H188ZM188 10H187V11H188ZM204 10H205V9H204ZM207 10H208V9H207ZM216 10H215V11H216ZM41 11H40V12H41ZM156 11H158V10H156ZM194 11H195V10H194ZM202 11H203V10H202ZM209 11H210V13H211V12H212V9H210ZM215 11H213V12H215ZM231 11H233V9H231ZM236 11H237V10H235V12H236ZM248 11H249V10H248ZM6 12H7V11H6ZM29 12H31V11H29ZM34 12H35V11H33V13H34ZM182 12H183V11H182ZM191 12H192V11H191ZM200 12H201V11H200ZM205 12H206V11H205ZM205 12H204V13H205ZM207 12H208V11H207ZM207 12H206V13H207ZM220 12H221V11H220ZM220 12H219V13H220ZM235 12H232L234 15H232V14L230 13V14L234 17V19L237 17V16L235 17ZM237 12H238V11H237ZM38 13H36L35 15H37ZM47 13H48V12H47ZM61 13L64 15L63 12H61ZM204 13H203V14H204ZM206 13H205V14H206ZM221 13H222V12H221ZM223 13H222V14H223ZM23 14H24V13H23ZM28 14H29V13H28ZM31 14H32V13H31ZM42 14H43V13H42ZM66 14H67V13H65V16H66ZM187 14H189V16H190V10H189V13H187ZM200 14H202V13H200ZM216 14H217V13H216ZM216 14H215V15H216ZM230 14H228V15H230ZM236 14H237V13H236ZM239 14H240V13H239ZM241 14H242V13H241ZM38 15H39V14H38ZM40 15H41V14H40ZM69 15H71V14L68 13V15H67L68 18L66 17L67 19H71V18L69 17ZM134 15H137V18H136V16H134V17H135V19L138 21V16H139L138 13H137V14H134ZM206 15H207V14H206ZM208 15H209V14H208ZM231 15L228 16V17H231ZM237 15H238V14H237ZM252 15H253V14H252ZM29 16H30V15H29ZM42 16H43V15H42ZM42 16H41V17H42ZM140 16H143V17H144V20L146 19L145 17H148V16H144V15H140ZM140 16H139V17H140ZM202 16H203V15H202ZM204 16H205V15H204ZM209 16H210V15H209ZM238 16H239V15H238ZM34 17H35V16H32V18H34ZM36 17H37V16H36ZM62 17H64V16H62ZM194 17H195V16H194ZM206 17H207V16H206ZM210 17H211V16H210ZM216 17H217V16H216ZM222 17H223V16H222ZM228 17H227V18H228ZM239 17H240V16H239ZM239 17L236 18L235 21H236V20H239V19H240ZM243 17H244V16H243ZM255 17H256V16H255ZM258 17H260V16H258ZM32 18H31V19H32ZM42 18H43V17H42ZM44 18H45V17H44ZM49 18H50V17H49ZM118 18L121 19V17H119V16H118ZM141 18H142V17H141ZM183 18H184V17H183ZM183 18H182V19H183ZM202 18H203V17H202ZM202 18H201V20L204 21V20L206 19V23H207V19H208V18H205V19H202ZM212 18H213V16H212ZM227 18H226V20H228ZM253 18H254V17L252 16V19H253ZM256 18H257V17H256ZM46 19H47V18H46ZM46 19H45V21H46ZM60 19H61V17H60ZM73 19H75V18L72 17V20H73ZM135 19H134V20H135ZM147 19H148V18H147ZM150 19H151V17H150ZM153 19H155V17H153ZM187 19L189 20L190 18H187ZM187 19H186V22H188ZM210 19H211V18H210ZM216 19H218V17L215 18V22H214L213 24H215V23L217 22ZM229 19H230V18H229ZM232 19H233V18H232ZM263 19H264V18H262V21L264 22ZM49 20H50V19H49ZM55 20H56V19H55ZM55 20H54V21H55ZM61 20H64V19H61ZM183 20H184V19H183ZM183 20H181V21L183 22ZM223 20H225V18H223ZM223 20H222V21H223ZM230 20H231V19H230ZM254 20L256 21L257 19L254 18L253 21H254ZM42 21H43V20H42ZM45 21H44V22H45ZM47 21H48V20H47ZM56 21H57V20H56ZM59 21H60V20H59ZM121 21H123V20L121 19ZM121 21L119 20V24L121 23ZM137 21H136V22H137ZM151 21H152V20H151ZM171 21H173V18H172ZM174 21H175V20H174ZM213 21H214V19H213ZM220 21H221V19H220ZM222 21H221V22H222ZM231 21H232V20H231ZM242 21H244L243 18H242ZM248 21H249V20H248ZM258 21H261V20H258ZM262 21H261V22H262ZM60 22H61V21H60ZM124 22H129V21H124ZM190 22H191V20H190ZM192 22H193V21H192ZM233 22H234V21H232V24H233ZM131 23H135V22L132 20V22H130V24H131ZM172 23H173V22H172ZM175 23H176V22H175ZM175 23H173L174 26H175V25H176V26L179 25V24H175ZM177 23H178V22H177ZM179 23H181V22H179ZM183 23L185 24V22H183ZM194 23H195V21H194ZM199 23H200V22H199ZM217 23H218V22H217ZM234 23H235V22H234ZM240 23H242V22H239V26H238V27H240V25H241ZM243 23H245V21H244ZM55 24H56V23H55ZM122 24H123V23H122ZM122 24H120V26H121ZM128 24H129V23H128ZM128 24H127V25H128ZM136 24H137V23H136ZM184 24H183V25H184ZM192 24H193V23H192ZM221 24H222V23H221ZM225 24H226V23H225ZM235 24H237V23H235ZM245 24H246V23H245ZM245 24H244V25H245ZM249 24H250V27L253 29V26H252V25H254V24L251 25V21H250ZM255 24H256V23H255ZM257 24H260V23L258 22ZM115 25H118V22H117V24H115ZM125 25H126V24H125ZM170 25L173 26L172 24H170ZM170 25H169V26H170ZM183 25H182V26H183ZM188 25H190V24H188ZM188 25H187L186 28L189 27ZM196 25L198 26L199 24H196ZM200 25H201V24H200ZM205 25H206V26L202 25V26H200V27L193 26V28L188 29L189 32H190V34H191L190 37L192 36V37H193V40L195 39V40H194L195 43H191V44H193V45H194V44H196V45L199 44V46H202L200 43H204V44H206V45L208 46V49H209V47H214V48H216V47L218 46V45L216 44V38H217V37H218V38H219V37H222L221 34H222V33L225 34V32H222L223 30H222V31L220 30V29H221V27H220V23H219V25H218V26H219L218 29L222 32V33H220V35H219V31H216V30H218L217 28H216V30L212 31V30H210L209 27H207V24H205ZM226 25H227V24H226ZM25 26H26V24H25ZM31 26H32V25H31ZM112 26H113V25H112ZM131 26H132V24H131ZM133 26H134V25H133ZM135 26H136V25H135ZM171 26H170V27H171ZM215 26H217V24H216ZM215 26H214V27H215ZM224 26H225V25H224ZM224 26H223V28H224ZM236 26H237V25H236ZM236 26H235V27H236ZM241 26H242V25H241ZM0 27H1V26H0ZM12 27H14V26H12ZM27 27L31 28L30 25H29V26L27 25ZM33 27H34V26H32V28H33ZM59 27H60V26H59ZM61 27H62V26H61ZM61 27H60V28H61ZM123 27H124V26H123ZM125 27H126V26H125ZM128 27H130V26L128 25ZM226 27H227V26H226ZM242 27H243V26H242ZM242 27H241V28H242ZM258 27H259V26H258ZM15 28H16V27H15ZM32 28H31V29H32ZM53 28H54V26H53ZM55 28L57 29L58 27H55ZM60 28H58V29L60 30ZM118 28H121V27L113 28V30H114V29H117V30H118ZM180 28H181V27H180ZM186 28H185V31H186ZM236 28H237V27H236ZM246 28H247V27H246ZM255 28H257L256 25H255ZM10 29H11V28H10ZM17 29H18V31L21 30V29L19 30V28H17ZM25 29H26V28H25ZM31 29H26V30H27V32H28V31H30ZM35 29H36V28H34V29H32V30H35ZM38 29L40 30V28H37V30H38ZM41 29H42V28H41ZM47 29H48V28H47ZM47 29H44V30H43V33H44V31L46 32ZM58 29H57V32H59ZM107 29H108V28H107ZM122 29H123V28H122ZM122 29H121V30H122ZM124 29H125V31H126V28H124ZM124 29H123V30H124ZM128 29H129V28H128ZM176 29H177V27H176ZM176 29H174V30L176 31ZM182 29H183V28H181V30H182ZM238 29L240 30V28H237L236 30H238ZM37 30H35V31H37ZM50 30H51V29H50ZM50 30L48 29V32H47V33H51ZM54 30H55V29H54ZM113 30H112V31H113ZM123 30H122V31H123ZM177 30H178V29H177ZM181 30L179 29L178 31L180 32ZM226 30H228V29L226 28L225 31H226ZM236 30H234V32H238V31H236ZM244 30H245V29H244ZM248 30H249V28H248ZM257 30H258V29H257ZM259 30H260V29H259ZM259 30H258V32H259ZM2 31H3V30H2ZM2 31H0V35H2V36H0V37H3V39H5V38H6V37H5L6 34H5V35L1 34ZM12 31H17V30L13 29ZM18 31H17V32H18ZM80 31H81V30H80ZM107 31H108V30H107ZM110 31H111V30H110ZM172 31H173V30H172ZM175 31H174V32H175ZM178 31H176V32L178 33ZM251 31H252V30H251ZM253 31L255 32L254 29H253ZM4 32H5V31H4ZM4 32H3V33H4ZM17 32H15V33H17ZM27 32H26V33H27ZM57 32H56V33H57ZM119 32H121V31H119ZM186 32H187V31H186ZM217 32H218V33H217ZM243 32H245V31H243ZM256 32H257V31H256ZM260 32H261L260 34L263 33L262 35L264 36V30H263V32H262V31H260ZM15 33H14V34H15ZM29 33H31L30 36H33L35 33L37 34L38 32H33L34 34H32V32H28V34H29ZM40 33L42 34V31H40ZM54 33H55V32H54ZM60 33H61V32H60ZM75 33H77V32H75ZM113 33H114V32H113ZM154 33H155V32H154ZM249 33H250V32H249ZM252 33H253V32H252ZM252 33H251V35H252ZM10 34H12V33H9V32H8V35H10ZM18 34H19V32H18ZM28 34H27V35H28ZM41 34H39L40 36H39L38 34H37V35H34V36H35V39H36V36H37V39H38V36H39V38H40V37H41ZM58 34H59V33H57L56 35H58ZM78 34H80L79 31H78ZM147 34H148V33H147ZM150 34H153V33H149V35H150ZM156 34H157V33H156ZM224 34H223V37H224ZM234 34H235V33H234ZM237 34L240 35L241 33H237ZM243 34H246V33H243ZM258 34H259V33H257L256 35H258ZM260 34H259V35H260ZM20 35H21V34H20ZM20 35H19V36H20ZM44 35L46 36L45 33H44ZM49 35L51 36V34H49ZM49 35L47 34V36H49ZM52 35H53V33H52ZM80 35H81V34H80ZM82 35H83V34H82ZM84 35H85V34H84ZM84 35L82 36L83 39H82V37H80V38L82 39V41H84L85 39H87V38L84 39V37H86V35H85V36H84ZM171 35H172V33H171ZM171 35H170V36H171ZM174 35H176V33H175ZM187 35H188V34H187ZM226 35L228 36V33H227ZM249 35H250V34H249ZM249 35L246 36V37H249ZM13 36L15 37V36H17V34H15V35H13ZM13 36H12V39L15 40V38H13ZM19 36H18V37H19ZM28 36H29V35H28ZM45 36L42 35V37H45ZM59 36H60V34H59ZM124 36H125V40H126V38L129 39V38H128L129 36L127 37L126 35L123 34L122 37H124ZM151 36H152V35H151ZM153 36H154V35H153ZM155 36H156V35H155ZM165 36H166V35H165ZM227 36H226V37H227ZM236 36L238 37V35L235 34V37H236ZM252 36H253V35H252ZM252 36H251V37H252ZM254 36H255V35H254ZM4 37H5V38H4ZM26 37H27V36H26ZM42 37H41V39H42ZM54 37H55V36H54ZM122 37H121V38H122ZM130 37H132V36H130ZM146 37H147V36H146ZM172 37H173V35H172ZM190 37H189V38H190ZM237 37H236V40L239 39L240 36H239L238 38H237ZM244 37H245V35H244ZM251 37H250V39H253V38H251ZM260 37H261V36H260ZM10 38H11V37H10ZM21 38H22V37H21ZM21 38H19V41L21 40ZM27 38H28V37H27ZM31 38H32V37H31ZM147 38H148V37H147ZM161 38H162V37H161ZM163 38H164V34H163ZM28 39H29V38H28ZM88 39H89V38H88ZM190 39H191V38H190ZM213 39H215V40H213ZM241 39H242V38H241ZM246 39H248V38H246ZM246 39H245V38L243 39V40H245V43H247ZM9 40H10V39H9ZM38 40H39V39H38ZM121 40H123V42H124V39H121ZM130 40H132V38H131ZM130 40H127V41H130ZM135 40H136V38H135ZM135 40H134V41H135ZM151 40H152V39H151ZM161 40L164 41L163 39H161ZM222 40H223V38H221L220 41H222ZM248 40H249V39H248ZM16 41H17V38H16ZM16 41H15L14 45H12V44H13V41H12L11 45H12L13 47H15V44L17 43ZM26 41H27V40H26ZM29 41H31V40H28V43H29ZM87 41H88V40H87ZM134 41L132 40V42H134ZM142 41H143V40H142ZM153 41H154V39H153ZM191 41H192V39H191ZM230 41H231L230 38H225V43L228 42V44H229ZM239 41H240V40H239ZM250 41H251V40H250ZM252 41H254V40H252ZM10 42H11V41H10ZM23 42H24V41H22V44H23V47H24V43H23ZM38 42H39V41H38ZM38 42H37V43H38ZM48 42H49V41H48ZM84 42H85V41H84ZM88 42H89V41H88ZM121 42H122V41H121ZM121 42H120V43H121ZM123 42H122V43H123ZM155 42H156V41H154L153 43H155ZM192 42H193V41H192ZM240 42H241V41H240ZM243 42H244V41H243ZM243 42H242V43H243ZM248 42H249V41H248ZM254 42H256V41H254ZM257 42H258V41H257ZM257 42H256V43H257ZM6 43H7V42H6ZM33 43H35V41H34ZM37 43H36V45L40 44V43H38V44H37ZM44 43H45V42H44ZM46 43H47V42H46ZM58 43H59V42H58ZM141 43H142V42H141ZM144 43H145V42H144ZM144 43H143V44H144ZM250 43H251V42H250ZM1 44H2V43H1ZM1 44H0V45H1ZM18 44H19V43L16 44V47L19 46ZM22 44H20V46H21ZM47 44H48V43H47ZM49 44H50V43H49ZM52 44H54V43H52ZM72 44H74V43H72ZM75 44H76V43H75ZM75 44H74V45H75ZM99 44H100V43H99ZM132 44H133V43H132ZM139 44H140V41H139ZM143 44H142V45H143ZM155 44H156V43H155ZM155 44H154V45H155ZM186 44H187V43H186ZM186 44H185V45H186ZM191 44H190V46H193V45H191ZM204 44H203V46H204ZM222 44H223V43H221V45H222ZM228 44H226V45H228ZM236 44H237V43H236ZM248 44H249V43H248ZM3 45H7V44H3ZM8 45H10V44H8ZM11 45H10V46H11ZM25 45H26V44H25ZM28 45H30V44H28ZM28 45H27V46H28ZM34 45H35V44H34ZM42 45H43V43H42ZM55 45H57V44H55ZM69 45H70V44H69ZM97 45H98V44H97ZM100 45H102V44H100ZM117 45H118V46H116V44H115V46L117 47L116 50H115V48H114L115 46L112 47V48H114V50L117 52V54H116V52H115V54H116V55H119L120 53H118V52L121 51V50H120L121 48L119 49V46H123L124 43H123V45H121V44H120V45L117 44ZM151 45H152V43H151ZM151 45H150V46H151ZM183 45H184V44H183ZM185 45L183 46V49H184ZM240 45H241V44H240ZM246 45H247V44H246ZM249 45H250V44H249ZM252 45H253V43H252ZM254 45H255V44H254ZM257 45H258V46H261V45L264 46V44H261V45H260V44H257ZM10 46H9V48L12 49V48H11L12 46H11V47H10ZM20 46H19V47H20ZM27 46H26V47H27ZM46 46H47V45H46ZM57 46H58V45H57ZM60 46H61V43H60ZM62 46L64 47V45H62ZM62 46H61V47H62ZM66 46H67V45H66ZM71 46H72V45H71ZM103 46H104V45H103ZM127 46H128V45H127ZM137 46H138V44H137ZM140 46H141V45H140ZM144 46H145V44H144ZM144 46H143V47H144ZM146 46H148V45H146ZM235 46H237V45H235ZM238 46H239V43H238ZM258 46H257V48H259ZM5 47H8V46H5ZM5 47H4V46H3V47H0V49H1V48H2V49L4 48L3 50H6V52H4V51H2V52L8 54L7 51H8L9 49H8V48L5 49ZM36 47H37V49H38V51H39V48H40V47H39V48H38V46H36ZM42 47H43V46H42ZM42 47H41V49H42ZM52 47L54 48V46H53V45L51 46V50H53ZM55 47H56V46H55ZM58 47H59V46H58ZM100 47H102V46H100ZM123 47H126V45L123 46ZM129 47H130V46H129ZM134 47H135V46H134ZM138 47H139V46H138ZM148 47H149V46H148ZM186 47H188V48H187V49H184V50H189V52L192 51V50H190L189 45H188V46L186 45ZM194 47H196V46H194ZM197 47H198V46H197ZM204 47H205V46H204ZM226 47H227V46H226ZM230 47H231V46H230ZM233 47H234V45H233ZM233 47H231V48H233ZM249 47H250V46H249ZM252 47H253V46H252ZM254 47H255V46H254ZM21 48H22V47H21ZM34 48H35V47H34ZM43 48L46 49L45 46H44ZM65 48H67V47H65ZM69 48H70V47H69ZM139 48H141V47H139ZM151 48H153V45L151 46ZM214 48H211L212 51L214 50ZM219 48L222 49V48H225V47H221V46H220ZM227 48H229V47H227ZM235 48H236V47H234L233 50H235ZM239 48L241 49V46H240ZM239 48H238V50H239ZM255 48H256V47H255ZM255 48H254V50H255ZM257 48H256V49H257ZM19 49H20V48H19ZM41 49H40V50H41ZM47 49H50V48H47ZM58 49H59V48H58ZM58 49H55V50H58ZM63 49H64V48H63ZM95 49H96V48H95ZM108 49H109V48H108ZM108 49H107V50H108ZM122 49H123V48H122ZM124 49H125V48H124ZM124 49H123V51H124ZM147 49H148V48H147ZM195 49H198V48H195ZM206 49H207V48H206ZM211 49H209V50H211ZM225 49H226V48H225ZM250 49L253 50V48H250ZM12 50H13V49H12ZM12 50H11V51H12ZM64 50H65V49H64ZM70 50H71V49H70ZM100 50H103V49L100 48ZM112 50H113V49H112ZM117 50H119V51H117ZM142 50H143V48H142ZM142 50H141V51H142ZM144 50H145V49H144ZM228 50H230V49H227V51H228ZM241 50H242V49H241ZM257 50H258V49H257ZM257 50H256V51H257ZM9 51H10V50H9ZM66 51H67V49H66ZM97 51H98V50H97ZM123 51H122V52H123ZM193 51H194V50H193ZM195 51H197V50H195ZM212 51H211V52H212ZM222 51H223V50H222ZM235 51H237V50H235ZM256 51H255L254 53H257ZM258 51H259V50H258ZM260 51H264L263 48H262V50H260ZM0 52H1V51H0ZM14 52H15V51H14ZM14 52H13L12 54L17 53V51H16L15 53H14ZM71 52H72V51H71ZM109 52H110V50H109ZM122 52H121V54L124 53V52H123V53H122ZM41 53H42V52H41ZM62 53H63V52H62ZM98 53H99V52H98ZM107 53H108V51H107ZM138 53H139V52H138ZM141 53H142V52H141ZM195 53H196V52H195ZM206 53H208L207 50H206ZM223 53H224V52H223ZM235 53H237V52H235ZM239 53H240V52H239ZM239 53H237V54H235V55L238 56ZM241 53H242V55H243L244 51L241 52ZM241 53H240V54H241ZM258 53H260V52H258ZM0 54H1V53H0ZM64 54H65V53H63V55H64ZM68 54H69V53H68ZM108 54H109V53H108ZM113 54H114V53H113ZM115 54H114V56H116ZM121 54H120V56H121ZM142 54H143V53H142ZM202 54H203V52H202ZM210 54H211V53H210ZM212 54H214V53L212 52ZM231 54H234V52H232V49H231ZM244 54H245V53H244ZM246 54H248V51H247ZM63 55H62V56H63ZM75 55H76V54H75ZM75 55H73V56H75ZM136 55H137V54H136ZM139 55H140V54H139ZM203 55H205V53H204ZM208 55H209V54H208ZM225 55H226V51H225V53H224V56H225ZM227 55H228V54H227ZM260 55H262V54H260ZM1 56H3V55L1 54ZM6 56H7V55H6ZM10 56H11V54H10ZM66 56H67V55H66ZM70 56H71V55H70ZM70 56H69V58H70ZM73 56H71V57H73ZM108 56H109V55H108ZM120 56H118V57L120 58ZM123 56H124V55H122V57H123ZM128 56H132V55H128ZM128 56H127L126 58L129 59ZM230 56H231V55H230ZM245 56H248V55H245ZM245 56H244V57H245ZM256 56H257V55H256ZM63 57H65V56H63ZM67 57H68V56H67ZM75 57H76V56H75ZM111 57H112V58H115V57H113V56H111ZM205 57H206V56H205ZM207 57H209V56H207ZM211 57H213V55H212ZM215 57H217V56H215ZM225 57H228V56H225ZM225 57H223V58H225ZM231 57H232V56H231ZM244 57H243V58H244ZM0 58H1V57H0ZM77 58H78V56H77L76 58H74V59H77ZM123 58H125V56H124ZM123 58H121V59H123ZM228 58H229V57H228ZM228 58H227V59H228ZM245 58H246V57H245ZM245 58H244V59H245ZM1 59H2V58H1ZM66 59L68 60V58H66ZM78 59H79V58H78ZM116 59H118V58H116ZM128 59H125V62H123V63L125 64L126 62H129V61H127ZM210 59H211V58H210ZM214 59L216 60V58H214ZM214 59H213V60H214ZM217 59H218V58H217ZM225 59H226V58H225ZM225 59H224V60H225ZM229 59H230V58H229ZM248 59H249V58H248ZM255 59H256V57H255ZM255 59H252V60L254 61ZM257 59H258V57H257ZM259 59H260V58H259ZM60 60H61V58H60ZM63 60H64V64H65L66 62H68V61L65 62V59H64V58H63ZM71 60H72V58H71ZM110 60H111V58H110ZM112 60L114 61L115 59H112ZM112 60H111L110 64H111V63H115V62H113ZM131 60L135 61V59H130V61H131ZM206 60H207V59H206ZM208 60H209V59H208ZM208 60H207V62H208ZM211 60H212V59H211ZM252 60H250V61H248V62H251ZM104 61H105V60H104ZM115 61L117 62V61H119V60H115ZM121 61H122V60H121ZM123 61H124V59H123ZM133 61H131V62H129V63H127L126 65H123V66L129 67V66H127V65H133ZM136 61H137V60H136ZM178 61H180V60H178ZM226 61H227V60H226ZM253 61H252V64H251V63H248V64H249V65H253V64H254ZM256 61H257V60H256ZM180 62H182V61H180ZM213 62H214V61H213ZM216 62H217V60H216L214 63H216ZM231 62H232V60H231ZM231 62H230V63H231ZM246 62H247V61H246ZM60 63H61V62H60ZM60 63H59V65L56 64V63L53 64V65H46L45 67H42L41 69H39V68L37 69V68H36V69H34L33 71L30 72L33 76L30 75L31 78H28L29 80L24 79L25 81L20 80V82H18L19 79H17V82H18V83H22L21 81H23L24 83H22L21 85H23V86L25 87L26 85H28V84H26V83H29V81H32V80H30V79H33V77L35 76V74H36V75H40V73H41V72H44V71H46V72H47V71H48V72L50 71L51 73L56 74L57 80H58V79H59V80H65L66 77H64V74L67 73L66 70H67L68 68L65 70V68L62 66L63 64L60 66ZM104 63H105V62H104ZM130 63H131V64H130ZM134 63H136V62H134ZM208 63H209V62H208ZM217 63H218V62H217ZM217 63H216V64H217ZM230 63H229V64H230ZM71 64H72V63H71ZM136 64H138V63H136ZM136 64H134V65L137 66V67H138V65H140V64H138V65H136ZM179 64H180V63H179ZM181 64H182V63H181ZM181 64H180V65H181ZM184 64H186V62H185ZM206 64H207V63H206ZM209 64H210V63H209ZM209 64H208V65H209ZM73 65H75V64L73 63ZM102 65H103V64H102ZM177 65H178V64H177ZM211 65H212V64H211ZM214 65H215V64H214ZM218 65H219V64H218ZM227 65H228V64H227ZM254 65H256V64H254ZM254 65H253V68H254ZM103 66H104V65H103ZM184 66H185V70H187V65H184ZM184 66H183V67H184ZM191 66H192V68H193L194 65H191ZM201 66H202V65H201ZM209 66H210V65H209ZM209 66H208V67H209ZM131 67H132V66H131ZM131 67H129V69H130ZM133 67H134V66H133ZM133 67H132V69H133ZM137 67H136V68H137ZM151 67H152V66H151ZM205 67H206V65H205ZM205 67H204V68H205ZM236 67H237V66H236ZM250 67H251V66H250ZM71 68H74V66H72ZM71 68H70V70H71ZM105 68H107V67H105ZM124 68H125V67H124ZM134 68H135V67H134ZM140 68H142V67H140ZM149 68H150V66H149ZM153 68H154V67H153ZM180 68H181V67H180ZM212 68H213V66H212ZM212 68H211V69H212ZM228 68H229V67H228ZM228 68H227V69H228ZM132 69H131V70H132ZM150 69H151V71L154 70V69H152V68H150ZM176 69H177V67H176ZM181 69H182V68H181ZM214 69H218V70H216V72H217V71L219 72V70H221V67H218V68L216 67V68H214ZM227 69H226V67H225V70H227ZM238 69H239V68H238ZM250 69H252V68H250ZM258 69H260V68H258ZM22 70H24V68H22ZM26 70H27V69H25V71H26ZM68 70H69V69H68ZM102 70H103V69H102ZM102 70H101V72H103ZM105 70H106V69H105ZM107 70H108V69H107ZM136 70H137V69H136ZM141 70H143V68H142ZM155 70H156V72H157V69H155ZM177 70H178V69H177ZM192 70H194V69H191V71H192ZM200 70H201V69H200ZM202 70H204V69H202ZM202 70H201V71H202ZM205 70H207V72H208L207 74L209 75L210 67H209V69H207V67H206ZM212 70H213V69H212ZM212 70H210V71L213 73ZM222 70H223V68H222ZM225 70H223L224 73H225V76L227 75V76L229 77L230 73H228L229 75L226 74V72H227L228 70H227L226 72H225ZM231 70H232V69H231ZM245 70H247V69H245ZM254 70H255V69H254ZM254 70H253V71H254ZM25 71H24V72H25ZM27 71H28V70H27ZM132 71H133V70H132ZM179 71H180V69H179ZM194 71H195V70H194ZM223 71H220V72H219L220 74L216 73V74L219 75V77L216 76L217 78H219V80H220V77H222V72H223ZM229 71H230V70H229ZM237 71H238V70H237ZM65 72H66V73H65ZM105 72H106V71H105ZM154 72H155V71H154ZM182 72H183V71H182ZM185 72H186V71H185ZM185 72H184V73H185ZM192 72H193V71H192ZM192 72H191V73H192ZM195 72L200 74V71L197 72V70H196ZM232 72H233V70H232ZM234 72H235V68H234ZM239 72H240V71H239ZM239 72H238V73H239ZM242 72H243V71H242ZM246 72H247V71H246ZM246 72H245V75L247 74ZM179 73H180V72H178V74H179ZM186 73H187V72H186ZM243 73H244V72H243ZM262 73H263V72H262ZM42 74H43V73H42ZM156 74H158V73H156ZM189 74H190V70H189ZM189 74H188V75H189ZM192 74H193V73H192ZM201 74H202V73H201ZM207 74H205V75H207ZM231 74H234V73H231ZM248 74H249V73H248ZM248 74H247V75H248ZM254 74H255V73H254ZM107 75H108V74H107ZM153 75H155V73H153ZM174 75H175V74H174ZM174 75H172V76H174ZM190 75H191V74H190ZM213 75H214V74H213ZM223 75H224V74H223ZM234 75H235V74H234ZM237 75H238V74H237ZM241 75H242V76H241ZM247 75H246V76H243V74H240V73H239L238 76L241 77V79L243 80V79H244L243 77L248 78ZM256 75H257V74H256ZM1 76L3 77V75H1ZM1 76H0V79L2 78ZM104 76H105V75H104ZM104 76H103V77H104ZM180 76H181V77H184V76H187V75H184V76H183V75H180ZM180 76H179V77H180ZM195 76H196V74H195ZM199 76H200V75H199ZM231 76H232V75H231ZM231 76H230V77H231ZM238 76H234V77H238ZM250 76H251V78H253V79H254V78L257 79V76H254L253 73H252V75L249 74V78H248V79H250ZM252 76H254V77H252ZM35 77H36V76H35ZM39 77H41V76H39ZM107 77H108V76H106V78H107ZM179 77H178V79H179ZM190 77H191V76H190ZM190 77H189V78H190ZM192 77H193V76H192ZM196 77H197V76H196ZM202 77H203V76H202ZM202 77H199L198 80H200ZM211 77H212V76H211ZM213 77H215V76H213ZM216 77H215V78H216ZM230 77H229V78H230ZM234 77L232 76L233 79H234ZM104 78H105V77H104ZM117 78H118V77H117ZM187 78H188V77H187ZM187 78L184 77V79H187ZM206 78H207V79H211L210 77L208 78V76H206ZM217 78H216L215 80H218ZM222 78H223V77H222ZM191 79H194V78H190V80H191ZM223 79L226 80L227 77H226V78L224 77ZM223 79H222V80H223ZM235 79H236V78H235ZM241 79L239 78V80H241ZM248 79H247V80H248ZM33 80H35V78H34ZM57 80H56L55 82H57ZM101 80H103V79L101 78L100 81H101ZM105 80H107V79H105ZM116 80H118V79H116ZM156 80H157V79H156ZM198 80H197V81H198ZM202 80H203V79H202ZM202 80H201V82H202ZM219 80H218V81H219ZM245 80H246V79H245ZM13 81H14V82H12L13 84H12V83L10 84V85H11L10 87H8V86L6 85L7 83L4 84V85L7 86V88L3 89V90H2V93H0L1 96L4 95V97H5L4 100H6L8 97H9L8 99H10V97H11V96H8V95H7V94H9V93H7L6 96H5V93L8 92V88H10V90H12V89L14 90L15 88H19V87H20L19 84H16L17 82L15 83V80H13ZM65 81H66V80H65ZM109 81L111 82L112 79L110 80V78H109V80H107V82H103V81H101V82L106 83V85H110L111 83H110ZM154 81H155V80H154ZM154 81H153V82H154ZM179 81H180V80H179ZM187 81H189V80L187 79L185 82H187ZM197 81L195 80V82H197ZM212 81H214V79H212ZM227 81L231 82V81H234V80H232V79L230 78V79L227 80ZM237 81H238V79H237ZM237 81H236V82H237ZM248 81L251 82V81H254V80H251V79H250V80H248ZM259 81H260V80H259ZM8 82H9V81H8ZM10 82H11V81H10ZM55 82H54V83H55ZM61 82H62V81H61ZM66 82H67V81H66ZM68 82H69V81H68ZM71 82H72V81H71ZM77 82H78V81H77ZM77 82H76V83H77ZM84 82H85V84H86V81H84ZM113 82H114V81H113ZM113 82H112V84H113V87H114L116 81H115V83H113ZM118 82H119V81H118ZM153 82L151 83V85L153 84ZM181 82H182V81H181ZM201 82L198 81L199 86H201V85L204 84V83L202 82L203 84L200 85ZM219 82H220V81H219ZM222 82H223V83H227V82L224 81V80H223ZM229 82H228V83H229ZM234 82H235V81H234ZM234 82H233V84H234ZM236 82H235V83H236ZM256 82H257V80H256ZM263 82H264V81H263ZM33 83H34V81H33ZM62 83H63V82H62ZM69 83H70V82H69ZM73 83H75V82H73ZM76 83H75V84H76ZM103 83H101V84H103ZM107 83H108V84H107ZM109 83H110V84H109ZM175 83L178 84L177 81H175ZM193 83H194V82H193ZM198 83H197V84H198ZM216 83H217V82H216ZM223 83H222V84H223ZM238 83H239V81H238ZM251 83L253 84V82H251ZM257 83H258V82H257ZM29 84H30V83H29ZM63 84H64V83H63ZM83 84H84V83H83ZM98 84H99V83H98ZM112 84H111V85H112ZM126 84H127V83H126ZM159 84H160V82H159ZM172 84H173V83H172ZM184 84L188 87L187 83H184ZM197 84H196V85H197ZM219 84H221V82L218 83L217 86H218ZM222 84H221V85H222ZM230 84H231V83H230ZM230 84H227V85H229V87L227 86L228 89L231 88L230 86H231L232 84H231V85H230ZM255 84H256V83H255ZM17 85H18V86H17ZM30 85H32V82H31ZM30 85H29V86H30ZM33 85H34V84H33ZM36 85H37V84H36ZM51 85H52V84H51ZM87 85H88V87H90L89 84H87ZM90 85H91V84H90ZM94 85H95V83H94ZM116 85H118V83H117ZM174 85H176V84H174ZM182 85H183V84H182ZM223 85H224V84H223ZM234 85H235V84H234ZM240 85H241V84H240ZM23 86H22V87H23ZM46 86H47V85H46ZM56 86H57V85H56ZM85 86H86V85H85ZM147 86H148V85H147ZM179 86H180V85H179ZM179 86H178V87H179ZM193 86L195 87V85H192V87H193ZM197 86H198V85H197ZM204 86H205V85H204ZM204 86L201 87V88H203V91L206 92L204 89H205V88H208V87L205 86V88H204ZM236 86H237V84H236ZM253 86H254V85H253ZM255 86L258 87V85H255ZM259 86H261V85H259ZM4 87H5V86H4ZM36 87H37V86H36ZM42 87H43V86H42ZM52 87H53V85H52ZM73 87L75 88V87H77V86L74 85V84H70V85H68V86L66 87V88H67L66 90H69V91L72 90V92L74 93V92H76V90L73 91ZM109 87H110V86H109ZM115 87H118V86H115ZM145 87H146V86H145ZM176 87H177V86H176ZM183 87H185V86L183 85ZM183 87H182V88L180 87L179 90L182 89L181 91H183V90H184ZM189 87H191V86H189ZM215 87H216V85H215ZM215 87H214V88H215ZM219 87H220V85H219ZM224 87H225V86H224ZM224 87H222V88H223V91H222V92H225L224 90H225L226 88L224 89ZM26 88L28 89V86H26ZM34 88H35V87H34ZM50 88H51V86H50ZM57 88H58V87H57ZM57 88H56V89H57ZM97 88H98V89H101L100 86H98V85H97ZM118 88H119V90L121 89L120 87H118ZM146 88H147V87H146ZM163 88H164V87H163ZM163 88H161V89H163ZM263 88H264V87H263ZM6 89H7V90H6ZM20 89H25V88H20ZM20 89H18L17 92H18ZM30 89H31V88H29V90H30ZM32 89H33V88H32ZM59 89H60V88H59ZM62 89H63V88H62ZM103 89H104V91H103ZM103 89H102V91H103L102 94L105 93V94H103V95H106L107 92H105V89H107V88L104 87ZM109 89H113V91H114V89H117V88H111V87H110ZM144 89H145V88H143V91H145ZM158 89H159V88H158ZM177 89H178V88H177ZM208 89H209V88H208ZM208 89H206V90H208ZM215 89L217 90V88H215ZM215 89H214V94H212L213 96H215V95L217 94V93L215 94ZM232 89H234V91H235V87H234V86L232 87ZM232 89H231V91H232ZM259 89H260V88H259ZM5 90H6V91H5ZM29 90H28V91H29ZM48 90H49V89H48ZM63 90H65V88H64ZM79 90H80V89L78 88V91H79ZM88 90H89V89H88ZM125 90H126V89H125ZM139 90H140V89H139ZM147 90H148V89H147ZM147 90H146V91H147ZM220 90H221V88H220ZM220 90H218V91H220ZM3 91H5V93H4ZM23 91L25 92V90H23ZM23 91H22V92H23ZM80 91H81V90H80ZM95 91H96V89H92V86H91V87H90V92H95ZM108 91H109V90H108ZM110 91H111V90H110ZM110 91H109V92H110ZM121 91H122V90H120V92H121ZM177 91H178V90H177ZM201 91H202V90H201ZM203 91H202V92H203ZM209 91H210V92H211V91L213 92V90H209ZM226 91H227V89H226ZM10 92H11V91H10ZM20 92H21V90H20ZM42 92H43V91H42ZM57 92H58V91H57ZM57 92H56V93H57ZM111 92H112V91H111ZM116 92H117V91L115 90L114 93H116ZM199 92H200V91H199ZM202 92H201V93H202ZM204 92H203V93H204ZM207 92H208V91H207ZM210 92H209V93H210ZM216 92H217V91H216ZM222 92H218V93H222ZM255 92H256V91H255ZM259 92H260V91H259ZM259 92H258V93H259ZM27 93H28V92H27ZM27 93H24L25 96L28 95ZM49 93H50V91H49ZM82 93H83V92H82ZM82 93H81V94H82ZM87 93H88V92H87ZM174 93H175V92L173 91L172 94H174ZM181 93H182V92H181ZM181 93H180V94H181ZM203 93H202V94H203ZM225 93H227V92H225ZM228 93H230V92H228ZM228 93H227V94H228ZM231 93H232V92H231ZM251 93H252V92H251ZM263 93H264V92H263ZM263 93L261 92V94H263ZM13 94H14V93H13ZM16 94H17V93H16ZM18 94H19V93H18ZM53 94H54V93H53ZM58 94H59V92H58ZM84 94H85V91H84ZM107 94H108V93H107ZM109 94H110V93H109ZM116 94H117V93H116ZM118 94H119V93H118ZM180 94H177V93H176V95H180ZM207 94H208V93H207ZM10 95H12V94H10ZM19 95H20V94H19ZM62 95H63V94H62ZM62 95H60V99H61ZM89 95L91 96V94H88V96H89ZM103 95H102V96H103ZM119 95H121V94H119ZM126 95H127V94H126ZM128 95L130 96V93H129ZM164 95H165V94H164ZM164 95H163V97H164ZM181 95H183V94H181ZM198 95H199V93H198ZM200 95H201V94H200ZM205 95H206V94H205ZM205 95H203L204 97L200 96V99H201V97H202L201 101H202V100L204 101V99H207V100L209 99V98H205ZM220 95H221V94H220ZM228 95H229V94H228ZM1 96H0V97H1ZM21 96H22V95H21ZM57 96H58V95L56 94V97H55V94H54V97H51V98H50V97H47L48 99L46 98V100H47V101H50V100H52V101L54 100V101H55L57 98H59V96H58V97H57ZM63 96H64V95H63ZM74 96H75V95H74ZM93 96L96 97V95H94V94H93ZM93 96H92V97H93ZM107 96H108V95H107ZM124 96H125V92H124ZM150 96H151V97H150ZM166 96H167V95H166ZM183 96H184V95H183ZM221 96H222V95H221ZM221 96H220V98H221ZM263 96H264V95H263ZM6 97H7V98H6ZM99 97H100V96H98L97 98H98L99 100H101V98H99ZM108 97L110 98V102H111L113 99H115V98H114L115 96H113V95L111 96V97H113V99H112L110 96H108ZM126 97H127V96H126ZM131 97H132V96H130L129 98H131ZM153 97H154V96H153ZM153 97H152V95H148V97L146 96L145 99H148V100L151 102L152 99H153ZM168 97H170V95L167 96V98H168ZM174 97H175V95H174ZM177 97H179V96H177ZM177 97H176V99H177ZM209 97H210V96H209ZM260 97H261V96H260ZM2 98H3V96H2ZM11 98H12V97H11ZM22 98H23V97H22ZM24 98H25V97H24ZM41 98H42V97H41ZM65 98H66V97H65ZM78 98H79V97H78ZM93 98H94V97H93ZM103 98H105V97L103 96ZM106 98H107V97H106ZM109 98H108V99H109ZM116 98H117V95H116ZM120 98H121V97H120ZM127 98H128V97H127ZM127 98H126V99H127ZM149 98H150V99H149ZM170 98H171V97H170ZM180 98H181V97H180ZM190 98H193V97H190ZM195 98H196V97H195ZM203 98H204V99H203ZM215 98H216V97H215ZM8 99H7V102H8ZM17 99H18V98H17ZM63 99H64V98H63ZM63 99H61V100H63ZM67 99H68V98H67ZM122 99L124 100L123 97H122ZM143 99H144V98H143ZM154 99H155V98H154ZM171 99H172V98H171ZM176 99L173 98V100H176ZM249 99H250V98H249ZM1 100H2V102H3V99H1ZM1 100H0V101H1ZM24 100H26V99H24ZM24 100H22V101H24ZM57 100H58V99H57ZM71 100H72V99H71ZM71 100H69V102H70ZM76 100H77V99H76ZM99 100H98L97 102H100ZM120 100H121V99H120ZM120 100H119V101H120ZM123 100H122V101H123ZM133 100H136V99H133ZM133 100H132V101H133ZM148 100H146V103H145V104H147V102H148L149 105L151 106L152 103L150 104V102H149ZM157 100H158V99H157ZM164 100H165V97H164ZM164 100H163V101H164ZM197 100L199 101L198 98H197ZM209 100H210V99H209ZM251 100H252V98H251ZM10 101H11V100H10ZM12 101H13V99H12ZM12 101H11V102H12ZM15 101H16V100H15ZM26 101H28V100H26ZM52 101H51V103H52L51 105H53V102H54V101H53V102H52ZM64 101H65V100H64ZM73 101H74V100H73ZM78 101H79V100H78ZM84 101H85V100H84ZM102 101H103V100H102ZM102 101H101V102H102ZM113 101L116 102L117 99H115V100H113ZM113 101H112L111 103H113ZM122 101H120L121 104H122ZM132 101H130V103H132ZM166 101H168V103H171V102H172L171 100H170L171 102H169V99H166ZM179 101H180V100H179ZM187 101H188V100H187ZM193 101H194V98H193ZM193 101H192V102H193ZM201 101H200V102H201ZM215 101H216V99H215V100H212V102H215ZM2 102H0V103L3 104L4 102H3V103H2ZM5 102H6V101H5ZM58 102H59V100H58ZM65 102L67 103V100H66ZM92 102H93V101H92ZM92 102H91V103H92ZM95 102H96V99H95ZM101 102H100V104L103 105L104 103H103V102L101 103ZM120 102H119V103H120ZM123 102H124V101H123ZM125 102H127V101H125ZM152 102H154V100H153ZM157 102H158V101H157ZM159 102H161V101H159ZM159 102H158V103H159ZM185 102H186V101H185ZM200 102H197V104H199ZM23 103H24V102H23ZM38 103H39V102H38ZM46 103H47V102H46ZM59 103H60V102H59ZM63 103H64V102H63ZM107 103H108V102H107ZM134 103H135V102H134ZM134 103H133V104H134ZM143 103H144V101H143ZM154 103H156V102H154ZM154 103H153V104H154ZM173 103H174V105H176V103H175L174 101H173ZM177 103H178V102H177ZM186 103H187V102H186ZM1 104H0V106H1V108H2L3 106H2ZM5 104H7V103H5ZM12 104H13V102H12ZM16 104H17V103H16ZM25 104H26V103H25ZM28 104H29V103H28ZM43 104H44V103L42 102V105H43ZM69 104H71V103H69ZM73 104H74V102H73L71 105H73ZM93 104H95V103L93 102ZM164 104H165V103H164ZM171 104H172V103H171ZM171 104H169V105L171 106ZM178 104H179V103H178ZM187 104H188V103H187ZM195 104H196V103H195ZM197 104H196V106H197ZM206 104H207V102H206ZM213 104H215V103H213ZM254 104H255V103H254ZM7 105L9 106L8 109H10L11 104L9 105V102H8ZM7 105H6V106H7ZM29 105H30V104H29ZM44 105H45V104H44ZM64 105H65V107L63 106L64 108L62 109V106H61V109H62V110H60V111H59V110L57 111L56 109H55V110H56V111H55L54 109H52V110H54L55 112H53V111H47V110L44 111V108H42V106H39V107L35 106V107H34L35 109H33V108H29L30 110L33 109L32 112H31L30 110H29V112L27 111V112L29 113V114H27V115H28L27 117H28L30 120H31V119L33 120V118H34V122H35V123L39 122V120L44 121V117H45V118H49V119H50V118H53V119H50V120H51L50 122L48 121V122L51 123V124H50L49 126H47L46 129H43V130H44L43 132L41 131V133H40L39 135H37L38 137H37V140H36V141H37V148H36L37 151H36V152H37L38 154H39V153H40V154H42V153H43V154H44V153H45V154H46V153H51L54 157H56L57 155H55L54 152L57 151L58 148H62V149H63V147H64V149H67V151L69 150L68 152H70L69 154L67 153L69 156L66 155L67 158H69V160H68L66 157H65L64 159H61V158L58 157V156H57V159L60 158L61 161H62V160H63V161L66 160V161H67V160H68V162H69V161L73 162V161H75V160H74L75 158H76V159L86 158V159H88V160L93 159V161H92V160H91V161L94 162L96 159L94 160V158H92V157H95V154H96V156H99V155H98V152L96 153V151H97V147L93 144L92 139H88V138H89L88 134H89L90 132H89L88 134H86V133L88 132V130H87L86 133H85V131H82L83 133H85L84 136H83V133H82V132H81L82 136L80 135V132H79L78 134H77V132H75V133H76V136H75V135H73L74 132H73V133L71 132V131H73V130H71L70 127H68L69 129L66 128L67 126H70V125H71V123L69 122V120H70V118L72 117L71 115H70L71 117L69 116L70 112H72V111L68 112L69 114L67 113V111H69V108L72 109L73 107L71 108V107H70L71 105H69V106H68L69 108H68L67 110H65V108H66L67 105H66L65 103H64ZM90 105H92V104H90ZM96 105H98V104H95V106H96ZM119 105H120V104H118V103H117V105L115 104V106H119ZM123 105H124V103H123L122 105H120L121 108L125 109V107H127V110H128V107H129V106L127 105V106L124 107ZM125 105H126V104H125ZM131 105H132V104H131ZM136 105H138V103H137ZM139 105H140V106H145L144 104H143V105L139 104ZM149 105H148V106H149ZM161 105H163V104H161ZM190 105H191V106H190ZM190 105H189V106L192 107V103H191ZM202 105L205 106V105L203 104V102H202ZM202 105H200V106H202ZM54 106H55V105H54ZM74 106H75V105H74ZM88 106H89V105H88ZM104 106H106V105H104ZM122 106H123V107H122ZM134 106H135V105H133V107H134ZM154 106H155V104H154ZM170 106H169V107H170ZM189 106H188V107H189ZM196 106H194V107H196ZM200 106H199V107H200ZM206 106H207V105H206ZM237 106H239V105H237ZM29 107H31V106H29ZM48 107H49V106H48ZM89 107H90L91 109L93 108V109L96 110V107H97V106H96V107L89 106ZM106 107H107V106H106ZM106 107H105V109H106ZM111 107H113V104L111 105ZM131 107H132V106H131ZM131 107L129 108V110H130V114H129V111H125V112H127V113L125 114V115H127V117H128L129 115L132 116V115H135V114H136V112H135V113L132 112L131 109H132L133 107H132V108H131ZM172 107H173V106H172ZM231 107H232V106H231ZM262 107H263V106H261L260 108L262 109ZM1 108H0V109H1ZM4 108H6V107H4ZM53 108H54V107H53ZM86 108H87V106H86ZM100 108H101V107H100ZM100 108H99V112H98V107H97V110H96L99 114L101 113V112H100V110H101ZM108 108H109V107H108ZM108 108H107V109H108ZM135 108H136V107H134V109H135ZM137 108H138V106H137ZM139 108H141V107H139ZM143 108H144V107H143ZM143 108H141V109H143ZM200 108H201V107H200ZM202 108H203V107H202ZM204 108H205V107H204ZM208 108H209V107H208ZM239 108H241V106H239ZM239 108L236 107V106H234V107L231 108V110H233V112H237V113H236L237 118L239 117L240 121L242 120V123H243V120H244V116H245V114H244L243 111L241 112V110H240ZM2 109H3V108H2ZM6 109H7V108H6ZM6 109H3V110H6ZM45 109H47V107H46ZM48 109L50 110V108H48ZM57 109H58V108H57ZM78 109H79V108H78ZM81 109H82V108H80V112L83 111V110L81 111ZM170 109H171V108H170ZM174 109H175V108H174ZM189 109H190V108H189ZM191 109H192V108H191ZM197 109H198V108H196V111L199 110V109H198V110H197ZM241 109H242V108H241ZM258 109H259V108H258ZM261 109H260V112H261ZM3 110H2V111H3ZM24 110H25V109H24ZM75 110H76V109H74V111H75ZM103 110H104V109H102L101 111L104 112ZM112 110H114V109L112 108ZM112 110H111V111H112ZM137 110H138V109H137ZM137 110H136V111H137ZM172 110H173V109H172ZM242 110H243V109H242ZM6 111H9V110H6ZM6 111H5L4 113L9 114V112H6ZM11 111H12V110H11ZM106 111H107V110H106ZM122 111H123V110H122ZM133 111H134V110H133ZM138 111H140V110H138ZM138 111H137V113H138ZM142 111H144V109H143ZM168 111H171V110H168ZM186 111H187V110H186ZM196 111H195V112H196ZM262 111H263L262 113H264V110H262ZM0 112H1V110H0ZM80 112L78 113V115H80ZM83 112H84V111H83ZM91 112L94 113V116H95L96 113H95L94 111H91ZM109 112H110V111H109ZM144 112H146V108H145V111H144ZM156 112H157V111H156ZM173 112H174V111H173ZM176 112H177V111H176ZM176 112H174V113H176ZM191 112H192V110H191ZM195 112H194V115H195ZM246 112H247V111H246ZM257 112H259V110H258ZM1 113H2V112H1ZM14 113H15V112H14ZM98 113H97V114H98ZM106 113H107V112H106ZM106 113H105V114H106ZM111 113H113V116H115V115H118L119 112H116L117 114H115V112H113V111L110 112V114L108 115L110 118H111ZM131 113H132V114H131ZM168 113H169V112H167V114H165V115L167 116ZM15 114H16V113H15ZM23 114H26V112H24ZM114 114H115V115H114ZM123 114H124V113H123ZM128 114H129V115H128ZM138 114H140V113H138ZM145 114H146L145 116H147V113H145ZM258 114H259V113H258ZM260 114H261V113H260ZM0 115H1V114H0ZM3 115H4V114H3ZM76 115H77V114H76ZM83 115H84V113H83ZM85 115H86V114H85ZM85 115H84V118L86 117ZM90 115H92V114H90ZM125 115H124V117H125ZM136 115H137V114H136ZM152 115H153V114H152ZM165 115H164V116H165ZM170 115H171V114H170ZM170 115H169V116H170ZM172 115H173V114H172ZM191 115H192V114H191ZM197 115H199V113H198ZM232 115H233V114H232ZM263 115H264V114H262V116H263ZM1 116H2V115H1ZM4 116L7 117L8 115H4ZM19 116H20V115H19ZM23 116H26V115H22V117H23ZM34 116H35V117H38V118H36V119H37L36 121H35V117H34ZM96 116H98V115H96ZM96 116H95V117H96ZM106 116H107V114H106ZM108 116H107V117H108ZM120 116H121V112H120ZM120 116H118V117H119L118 120H120ZM137 116H138V115H137ZM148 116H149V115H148ZM186 116H187V115H186ZM188 116H189V115H188ZM188 116H187V117H188ZM233 116H234V115H233ZM258 116H259V115H258ZM260 116H261V115H260ZM22 117H21V118L18 117V118H20L19 120L22 119V120L24 121V117H23V118H22ZM32 117H33V118H32ZM77 117H78V116H77ZM79 117H80L81 119H80V118H74V117H73V119L75 120V123H73V124L71 125V127L74 129V131H76V130H81V128H80V123H77L76 120L79 121V119H80L81 122H82V120H83V119H82L83 116L81 117V115H80ZM87 117H88V116H87ZM87 117H86V118H87ZM100 117H104V114H103V115L100 114L99 119L101 120L102 118H100ZM116 117H117V116H116ZM122 117H123V116H122ZM122 117H121V118H122ZM152 117H153V116H152ZM152 117L150 116V118H152ZM154 117H155V116H154ZM154 117H153V119H154ZM167 117H168V116H167ZM173 117H174V116H173ZM176 117H177V114H176ZM176 117L174 118V120L177 119ZM195 117H196V115H195ZM195 117H194V118H195ZM205 117H206V115H205ZM205 117H204V118H205ZM207 117H208V116H207ZM245 117H246V116H245ZM4 118H5V117H4ZM4 118L2 117V119H4ZM7 118H8V117H7ZM14 118H16L15 115H14ZM96 118H98V117H96ZM128 118H130V117H128ZM132 118H133V117H132ZM132 118H131V120H132ZM135 118H136V117L134 116V119H135ZM150 118H149V119H150ZM171 118H172V117H171ZM237 118H234L235 121L238 120ZM247 118H248V117H247ZM247 118H246V119H247ZM0 119H1V117H0ZM5 119H6V118H5ZM8 119H10V117H9ZM8 119H7V120H8ZM11 119H12V118H11ZM145 119L147 120V118H145ZM149 119H148L147 121H149ZM185 119H186V117L184 118V120H185ZM187 119H188V118H187ZM187 119H186V120H187ZM211 119H212V118H211ZM219 119H220V118H219ZM236 119H237V120H236ZM246 119H245V120H246ZM30 120H29V121H30ZM32 120H31V121H32ZM86 120L88 121V119H86ZM102 120H103V119H102ZM111 120H112V119H111ZM121 120H122V119H121ZM121 120H120V121H121ZM127 120H128V119H127ZM136 120H137V119H135V122H136ZM164 120L166 121V119H164ZM164 120H163V121H164ZM167 120H169V119H167ZM188 120H190V119H188ZM217 120H218V119H217ZM222 120H223V119H222ZM9 121H10V120H9ZM14 121H15V120H14ZM29 121H27V122H29ZM84 121H85V120H83V122H84ZM103 121H104V120H103ZM125 121H126V120H125ZM125 121H122V122L125 123ZM132 121H133V120H132ZM140 121H141V120H140ZM170 121H172V120H170ZM170 121H169V122H170ZM218 121H221V120H218ZM235 121H234V122H235ZM240 121H239V122H240ZM247 121L250 122L249 119H247L246 122H247ZM11 122H12V121H11ZM32 122H33V121H32ZM46 122H47V120H46ZM66 122H69V123H66ZM71 122H74V121H71ZM88 122H89V121H88ZM104 122H105V121H104ZM118 122H119V121H118ZM135 122H134V124H137V123H138V121H137L136 123H135ZM145 122H146V121L144 120V124H145ZM153 122H154V121H153ZM173 122H174V121H173ZM173 122H172V124H173ZM177 122H178V121L176 120V123H177ZM204 122H205V121H204ZM223 122H224V121H223ZM237 122H238V121H237ZM249 122H248V123H249ZM253 122H254V120H252V123H253ZM18 123H19V121H18ZM23 123H24V122H22V124H23ZM29 123H31V122H29ZM35 123H33V125H34ZM42 123H43V122H42ZM91 123H93V122H91ZM95 123L97 124V121H95V122L93 123V125H95ZM98 123H100L99 120H98ZM101 123H102V122H101ZM116 123H117V122H116ZM131 123H132V122H131ZM140 123H141V122H139V124H140ZM240 123H241V122H240ZM242 123H241V125H242ZM244 123H245V121H244ZM244 123H243V124H244ZM250 123H251V122H250ZM250 123H249L248 125H256V124H257V121L254 122L255 124H254V123H253V124H252V123L250 124ZM64 124H68L67 126L65 125L66 127L64 128V129H66V130L64 131L65 133L61 134L62 132H61V133L59 132L60 135L58 134V136H57V133H55V129L60 128V126L63 127ZM69 124H70V125H69ZM82 124H83V123H82ZM84 124H86V123H84ZM104 124H105V123H104ZM104 124L102 123L103 126H101V127H104ZM126 124H128V123H126ZM126 124H123V125L126 126ZM146 124H147V123H146ZM148 124H149V123H148ZM148 124H147V125H148ZM163 124H164V123H163ZM202 124H203V123H202ZM206 124H207V123H205V125H206ZM237 124H238V123H237ZM246 124H247V123H246ZM26 125H27V124H26ZM97 125H98V124H97ZM105 125H106V124H105ZM113 125H114V124H113ZM141 125H143V123H141ZM215 125H216V124H215ZM219 125H220V124H219ZM238 125H239V124H238ZM257 125H258V124H257ZM34 126H37V127H38V123H37V125L35 124ZM40 126H42V124H41V125L39 124V127H40ZM81 126H82V125H81ZM87 126H89V125H87ZM91 126H92V125H90L91 130H93L94 127H93V126L91 127ZM145 126H146V125H145ZM145 126L143 125L142 127H145ZM159 126H161V125H159V124L157 123V128L159 129V130H157V131H159V132H156V133H158V135L160 136V134H161L160 132H161V131H160ZM202 126H203V125H202ZM39 127H38V128H39ZM44 127H45V126H44ZM44 127H42V128H44ZM62 127H61V128H62ZM85 127H86V126H84V128H85ZM128 127H129V126H128ZM131 127H133V126H131ZM134 127H136V126L134 125ZM134 127H133V128H134ZM138 127H140V126H138ZM142 127H141V128H142ZM151 127H154V126L151 125ZM205 127H207V126H205ZM240 127H241V126H240ZM240 127H239V128H240ZM244 127H245V126H244ZM42 128H41V129H42ZM61 128H60V129H61ZM77 128H78V129H77ZM79 128H80V129H79ZM82 128H83V127H82ZM92 128H93V129H92ZM96 128H97V126H96ZM107 128H108V127H107ZM147 128H149V126H148ZM154 128H155V127H154ZM154 128H153V129H154ZM157 128H156V129H157ZM161 128H162V127H161ZM171 128H172V126H171ZM201 128H202V127H201ZM33 129H34V128H33ZM35 129H36V128H35ZM41 129H39V130H41ZM60 129H58V130H60ZM64 129H63V130H64ZM97 129H98V128H97ZM105 129H106V128H105ZM124 129H126V127H125ZM128 129H129V128H128ZM163 129H164V128H163ZM172 129H173V128H172ZM202 129H203V128H202ZM242 129H243V128H242ZM242 129H241V130H242ZM261 129H262V128H261ZM1 130H2V129H1ZM1 130H0V131H1ZM12 130H13V129H12ZM84 130H85V129H84ZM99 130H100V128H99ZM134 130H135V128H134ZM142 130H143V131L145 130V131H147V132H148V131H151L150 129H146V128H145V129L142 128ZM142 130H141V129H140V130L138 129V131H140V132H142ZM168 130L171 131V129H168ZM168 130L166 129V131H168ZM181 130H182V129H181ZM8 131H9V130H8ZM60 131H61V130H60ZM94 131H95V133H94ZM94 131H93V133L96 134V133H97V130L95 129ZM123 131H124V130H123ZM131 131H132V129H131ZM136 131H137V130H135V133H136ZM164 131H165V130H164ZM183 131H184V130H182V132H183ZM263 131H264V130H263ZM2 132H3V131H2ZM4 132H5L6 134L8 133L7 130L4 131ZM4 132H3L4 135H2V133H0V135H2V136H10V135L12 134V133H11L10 135H8V134L6 135ZM14 132H15V131H14ZM18 132H19V131H17V133H18ZM25 132H26V131H25ZM28 132H29V131H28ZM32 132H33V131H32ZM37 132H38V131H37ZM125 132H126V130L124 131V133H125ZM127 132H128V131H127ZM171 132H172V131H171ZM171 132H170V133H171ZM177 132H178V131H177ZM180 132H181V131H180ZM180 132L176 133V131H175V132L172 133V134H173V135H174V134H179ZM257 132H258V131H257ZM259 132H260V131H259ZM15 133H16V132H15ZM17 133H16V134H17ZM21 133H22V132H21ZM23 133H24V130H23ZM38 133H39V132H38ZM38 133H37V134H38ZM91 133H92V132H91ZM93 133H92L91 135L94 136V138H96L95 135H93ZM106 133H107V132H106ZM156 133H155V134H156ZM165 133H166V132H164V134H165ZM261 133H262V132H261ZM27 134H28V133H27ZM100 134H101V133H100ZM136 134H137V133H136ZM143 134H144V133H143ZM167 134H168V132L166 133V135H167ZM182 134H184V132H183ZM198 134H199V133H198ZM200 134H202V133H200ZM210 134H211V133H210ZM263 134H264V133H263ZM14 135H15V134H14ZM14 135L12 136L13 138H14ZM78 135H80L81 137H77ZM111 135H112V134L110 133V136H111ZM141 135H142V134H141ZM169 135H170V134H169ZM2 136H1V137H2ZM16 136H17V135H16ZM34 136H35V135H34ZM102 136H103V134H102ZM102 136H99V137L97 136V137H98V140H96V142H97V144L99 143L98 145H101L100 142H99V139H100V137H102ZM142 136H143V135H142ZM161 136H163V135H161ZM164 136H165V135H164ZM174 136H175V135H174ZM184 136H185V139H186V137H187V140H188V141L190 140V144H191V142H194L193 140H191L193 136H191V139H190V137L188 138V136H187L186 134H184ZM189 136H190V135H189ZM207 136H208V135H207ZM27 137H28V136H27ZM151 137H152V136H151ZM155 137H156V136H154V137H152V138H155ZM180 137H181V136H180ZM182 137H183V136H182ZM182 137H181V138H182ZM194 137H195V136H194ZM197 137H199V136H197ZM3 138H4V137H3ZM106 138H108V135H106ZM160 138H161V137H160ZM163 138L165 139V137H163ZM166 138H167V139L169 138L168 135H167ZM172 138H173V136H172ZM175 138H176V137H175ZM202 138H203V137L200 135V138H198V139H202ZM204 138H205V137H204ZM204 138H203V139H204ZM214 138H215V136H214ZM216 138H217V137H216ZM4 139H5V138H4ZM30 139H31V138H30ZM96 139H97V138H96ZM150 139H151V138H150ZM157 139H158V138H157ZM164 139H163V141H165ZM176 139L178 140L179 138L177 137ZM198 139H194V140L197 141ZM205 139H206V138H205ZM205 139L202 140V142L204 141L203 143H205ZM208 139L210 140L211 138L208 137ZM100 140L103 141V140H105V139H103V140L100 139ZM155 140H156V139H155ZM179 140H180V139H179ZM182 140H184V139H182ZM206 140H207V139H206ZM211 140H213V139H211ZM216 140H217V139H216ZM216 140H215V141H216ZM221 140H222V139H221ZM0 141H1V140H0ZM5 141H6V139H5ZM153 141H154V139H153ZM185 141H186V140H185ZM198 141H199V140H198ZM217 141H220V139L217 140ZM217 141H216V142H217ZM224 141H225V140H224ZM6 142H7V141H6ZM6 142H5V143H6ZM105 142H106V141H105ZM107 142H108V141H107ZM210 142H211V144H213V143H214V140H213V141H209V144H208V145H211ZM212 142H213V143H212ZM216 142H215V143H216ZM220 142H221V141H220ZM5 143H2V142H1L2 146H4L3 144H5ZM159 143H160V142H159ZM196 143L198 144V142H196ZM103 144H104V142H103ZM105 144H106V143H105ZM108 144H109V142H108ZM190 144H189V145H190ZM199 144H201V143L199 142ZM199 144H198L197 146H199ZM217 144H218V143H216L215 145L213 144L214 146H216L215 148H217V146H218ZM159 145H160V144H159ZM189 145H188V147H189ZM203 145H205V144H203ZM213 145H211V146L213 147ZM2 146H0V148H1ZM5 146H6V145H5ZM161 146H162V145H161ZM201 146H202V145H201ZM206 146H207V145H206ZM206 146H205V147H206ZM262 146H263L262 148H264V145H262ZM26 147H27V146H26ZM65 147H66V148H65ZM88 147H89V148H88ZM163 147H164V145H163ZM188 147H187V148H188ZM205 147H203V148H204V149H207V148H205ZM212 147H211V148H212ZM86 148H88V149H87L88 151L84 150V149H86ZM105 148H106V146H105ZM170 148H171V147H170ZM194 148H195V147H194ZM2 149H3V147H2L0 150H2ZM31 149H32V148H31ZM158 149H159V147H158ZM33 150H35V149H33ZM161 150H164V151H165L166 149H165V148H164V149L161 148ZM187 150H188V149H187ZM191 150H192V148H191ZM208 150H210V147H209V149H207L206 151H205V150L203 151L202 148H201V151L203 152V154H204V152H207V154H208V153H209ZM52 151H53V152H52ZM61 151H62V150H61ZM100 151H101V150H100ZM164 151H162V152H164ZM167 151H168V152H171V151H173V150L170 151V149L168 148ZM188 151H189V150H188ZM188 151H187V152H188ZM210 151H211V150H210ZM263 151H264V149H263ZM28 152H29V150H28ZM36 152H35V153H36ZM58 152H59V151H58ZM168 152H167V153H168ZM190 152H191V151H190ZM29 153H31V154L33 155L32 150H31V152H29ZM37 153H36L35 155L38 157L40 154L37 155ZM71 153H72V154L75 153V158L73 157L74 155L70 156ZM164 153H165V152H164ZM191 153H192V152H191ZM263 153H264V152H263ZM263 153H262V154H263ZM27 154H28V153H27ZM31 154H29V155H31ZM45 154H44V155H45ZM56 154H58V153L56 152ZM59 154H60V153H59ZM59 154H58V155H59ZM63 154H64V153H63ZM165 154H166V153H165ZM187 154H188V153H187ZM189 154H190V153H189ZM215 154H216V153L214 152V155H215ZM32 155H31V156H32ZM35 155H34V156H35ZM44 155H43V156H44ZM46 155H47V154H46ZM52 155H51L50 157L53 158ZM169 155H171V153H170ZM173 155H174V154H172L171 156H173ZM212 155H213V154H212ZM31 156H30V158H31ZM40 156H41V155H40ZM47 156H48V155H47ZM59 156H60V155H59ZM190 156H191V154L189 155V158H190ZM198 156H199V155H198ZM198 156H195V157L197 158ZM200 156H201V152H200ZM200 156H199V157H200ZM205 156H207V155H205ZM48 157H49V156H48ZM63 157H64V156H63ZM165 157H166V156H165ZM208 157H209V156H208ZM210 157H212V156H211V152H210ZM30 158H29V160H30ZM32 158H34V157H32ZM38 158H39V157H38ZM52 158H49V160H51ZM95 158H96V157H95ZM196 158H195V160H196ZM227 158H228V157H227ZM227 158H225V159H226L225 161H226L227 163H226L224 160H223V161L226 163V165H230V163H232V162H229V158H228V160H227ZM258 158H259V157H258ZM262 158L264 159V157H262ZM34 159H35V158H34ZM36 159H37V158H36ZM36 159H35V160H36ZM53 159L57 160L56 158H53ZM53 159H52V160H53ZM102 159H103V158H102ZM102 159L99 158V161H100V160L102 161ZM35 160H32V161H35ZM37 160L39 161V160H41V158H40V159H37ZM52 160H51V162H52ZM82 160H84V159H82ZM103 160H104V159H103ZM169 160H170V159H169ZM173 160L176 161V162L178 161V160L175 159V157H174ZM190 160H191V158H190ZM197 160H198V159H197ZM221 160H222V159H220V161H221ZM230 160H231V159H230ZM261 160H262V159H261ZM261 160L258 159V161H261ZM38 161H37V162H38ZM53 161H54V160H53ZM58 161H59V159H58ZM66 161H64V162H66ZM101 161H100V163H102ZM174 161H173V162H174ZM191 161H192V160H191ZM193 161H194V159H193ZM231 161H232V160H231ZM28 162H29V161H27V164H28ZM37 162H33V163L31 162V164H32V165H33V164L35 165V163L37 164ZM40 162L42 163V161H40ZM54 162H55V161H54ZM56 162H57V161H56ZM76 162H77V161H76ZM76 162H75V165H76ZM86 162H87V161H85V163H84V161H83V162H82V163H83L82 165L85 166V165L87 164ZM173 162H171V164H172ZM176 162H175V164H176ZM189 162H190V161H189ZM196 162H197V161H196ZM196 162L194 161V163H196ZM199 162H200V161H199ZM224 162H223V163H224ZM240 162H242V161H240ZM261 162H264V161L262 160ZM38 163H39V162H38ZM59 163H60V162H59ZM88 163H89V162H88ZM94 163H96V162H94ZM94 163H92V164H94ZM97 163H98V162H97ZM178 163H179V162H177V164H178ZM223 163L221 162V164H223ZM225 163H224V164H225ZM243 163H245V162H243ZM31 164H30V165L28 164V166L30 167ZM43 164H44V163H43ZM51 164H53V163H51ZM60 164H61V163H60ZM60 164H59V165H60ZM66 164H67V163H66ZM84 164H85V165H84ZM177 164H176V165H177ZM197 164H198V163H197ZM202 164H203V163H202ZM221 164H218V166L221 165ZM34 165L31 167L32 169H33ZM41 165H42V164H41ZM53 165H54V164H53ZM63 165H64V164H63ZM71 165H73V164H71ZM75 165H74V166H75ZM183 165H184V164H183ZM226 165H225V166H226ZM258 165H259V164H258ZM258 165L256 164V168H257ZM5 166H6V165H5ZM5 166H4V167H5ZM28 166H27V167H28ZM36 166H37V165H36ZM56 166H57V165H56ZM56 166H54V167H56ZM60 166H61V165H60ZM60 166H59V167H60ZM66 166H70V165L67 164V165L64 166V168H66ZM263 166H264V163H263ZM6 167H7V166H6ZM6 167H5V168H6ZM38 167H39V165H38ZM42 167H43V166H42ZM44 167H45V165H44ZM54 167H53V168H54ZM81 167H82V166H81ZM85 167H86V166H85ZM85 167H84V169H82L83 171H85ZM181 167H182V166H181ZM222 167H224V166L221 165L219 170H222V169H223ZM35 168H36V167H35ZM35 168H34V170L36 171V169H38V168H36V169H35ZM45 168H46V169H45ZM45 168H44V169L47 170V167H45ZM48 168H49V167H48ZM64 168H63V169H64ZM73 168H74V167H73ZM89 168H90V167H89ZM176 168H178V167H176ZM179 168H180V167H179ZM226 168H227V167H226ZM226 168H224V170H225ZM237 168H238V167H237ZM239 168H240V167H239ZM258 168H259V166H258ZM27 169H28V168H27ZM32 169H31V170H32ZM40 169H42V168H40ZM51 169H52V168H51ZM51 169H49V170H51ZM68 169H69V168L65 169V170L67 171V173H68V171H69ZM77 169H78V168H77V166H76V170H77ZM91 169H92V167H91ZM168 169H170V168H168ZM216 169H217V168H216ZM228 169H229V168H228ZM230 169H231V166H230ZM260 169H261V166H260ZM70 170H71V169H70ZM80 170H81V169H79L78 172H79ZM82 170H81V171H82ZM170 170H171V169H170ZM224 170H223V173L227 172V170H226L225 172H224ZM240 170H241V169H240ZM242 170H243V169H242ZM242 170H241V171H242ZM258 170H259V169H258ZM258 170H255V171H258ZM262 170H263V167H262ZM35 171H31V174L34 175V174L38 173V172L41 171V170H38V172H36V173H35ZM43 171H44V170H43ZM66 171H65V174H66ZM83 171L81 172L82 175H80V172H79V175H78V173H77V171H76V173H77L76 177H77V178H75V180L78 181V180H79L78 178H80V177L82 178L83 176H85L84 174H86V172L84 173ZM171 171L173 172V170H171ZM171 171H169V172L171 173ZM231 171H232V170H231ZM32 172H34V174H33ZM46 172H47V171H46ZM46 172H44V174H45ZM48 172H49V173H46V176H47L48 178H50V176H52V175L57 176V177L59 176V178H60L62 175H65L64 173L62 174V168H61V169H60V168H55L54 170L52 169L51 171H48ZM69 172H70V171H69ZM93 172H94V171H93ZM167 172H168V171H167ZM216 172H217V171H216ZM219 172L221 173V171H219ZM229 172H230V170H229ZM28 173H29V172H28ZM74 173H75V170H74ZM76 173H75V174H76ZM83 173H84V174H83ZM177 173H178V172H177ZM23 174H24V173H23ZM61 174H62V175H61ZM118 174H119V173H118ZM133 174H134V173H133ZM133 174H130V175H133ZM173 174H174V173H173ZM256 174H257V173H255L254 175H252V177L255 176V177H254L255 180L258 181L256 178L259 177V176L256 177ZM26 175H28V174H26ZM38 175H41V174L38 173ZM60 175H61V176H60ZM66 175H67L69 178H71V179L75 177V175H72V173L69 174V175H68V174H66ZM66 175H65V176H62L63 178L61 177L62 180H61V179H60V180L63 181V179L66 177ZM134 175H135V174H134ZM134 175H133V176H134ZM169 175H170V174H169ZM257 175H258V174H257ZM35 176H37V175H35ZM42 176H43V175H42ZM44 176H45V175H44ZM46 176H45V177H46ZM86 176H87V174H86ZM171 176H172V175H171ZM171 176H170V177H171ZM173 176H175V174H174ZM178 176H179V174H178ZM57 177H56V178H57ZM68 177H67V178H68ZM134 177H135V176H134ZM140 177H141V175H140ZM165 177H166V175H165ZM176 177H177V176H176ZM202 177H203V176H202ZM233 177H234V176H233ZM233 177H232V179L235 180V177H234V178H233ZM25 178H26V177H25ZM32 178H33V177H32ZM32 178H31V179H32ZM35 178H36V177H35ZM37 178H38V176H37ZM254 178H253V180H254ZM41 179H43V178H41ZM84 179H85V180H84ZM89 179H90V176H89ZM91 179H92V178H91ZM113 179H114V178H111V181H112ZM154 179H156V178H154ZM172 179H173V178H172ZM197 179H199L198 182L201 181V179H200L199 177L197 178V176H196L195 179H193V177H192V179H190V181H191V183H192V182H197ZM207 179H208V177H207L206 179H202V180H207ZM226 179H227V180L230 179L229 176H228V178H226ZM46 180H48V179H46ZM46 180H45V181H46ZM51 180L53 181V178H51ZM56 180H57V179H56ZM66 180H67V179H65L64 181H66ZM69 180H70V179H69ZM72 180H74V179H72ZM83 180H84V181H83ZM164 180H166V179H164ZM230 180H231V179H230ZM253 180H252V182L255 181V180H254V181H253ZM25 181H26V180H25ZM25 181H24V182H25ZM30 181H31V180H30ZM35 181H37V180H35ZM43 181H44V180H43ZM57 181L59 182V179H58ZM57 181H54L53 183L56 184ZM90 181H91V180H90ZM109 181H110V180H109ZM162 181H163V180H162ZM172 181H173V180H172ZM174 181H175V180H174ZM176 181H177V180H176ZM183 181H184V180H183ZM186 181H187V180H186ZM228 181H229V180H228ZM256 181H255V182H256ZM31 182H32V181H31ZM48 182L50 183V181H48ZM67 182H68V181H67ZM67 182H65V184H68ZM70 182H71V181H70ZM70 182H69V183H70ZM81 182L83 183V188H82V189H84V190L86 189V186L90 183L89 180H88V177H87V180H86L85 177H84L83 179H81ZM159 182H161V181H159ZM165 182H166V181H164V183H165ZM230 182H233V180H231ZM255 182H254V183H255ZM27 183H28V182H27ZM27 183H26V184H27ZM32 183H34V180H33ZM35 183H37V182H35ZM45 183H46V182H45ZM51 183H52V182H51ZM51 183H50V184H51ZM60 183H62V182H60ZM60 183H59V185H60ZM155 183H156V182H155ZM162 183H163V182H162ZM166 183H167V182H166ZM236 183H239L238 180H237ZM236 183H235V185H234L235 187H236ZM28 184H29V183H28ZM28 184H27L26 186H28ZM57 184H58V183H57ZM151 184H152V183H151ZM153 184H154V183H153ZM156 184H157V183H156ZM172 184L174 185V183H172ZM184 184H185V183H184ZM186 184H187V183H186ZM186 184H185V185H186ZM192 184H193V183H192ZM233 184H234V183H233ZM239 184H240V183H239ZM239 184H237V187H236L237 189H235V191H239V190H240V189H238V187H243L244 190L241 191V192H244V196H243L241 199H247L246 197L248 196V193H247V192H248L249 186H247L246 184H245V185L243 184L244 186H241L242 184H240V185H239ZM4 185H5V184H4ZM4 185H3V186H4ZM20 185H21V184H20ZM24 185H25V184H24ZM30 185H31V187L33 188V185H32L31 183L29 184V186H30ZM37 185H39V183H37ZM47 185H49V184H46L44 188H46ZM59 185H57L56 187L59 188V187H58ZM63 185H64V183H63ZM74 185H75V184H74ZM129 185H130V184H129ZM129 185H128V186H129ZM148 185H149V184H148ZM160 185H161V183H160ZM176 185H177V184H176ZM238 185H239V186H238ZM3 186H2V188H3ZM5 186H6V185H5ZM5 186H4V187H5ZM16 186L18 187L19 185L16 184ZM29 186H28V187H29ZM49 186H50L49 188L55 187V185H52V184L49 185ZM51 186H52V187H51ZM106 186H108V185H106ZM152 186H153V185H152ZM171 186H172V185H171ZM190 186H191V184H190ZM22 187H23V184H22ZM22 187L19 186V187H18L19 190H20V188H21V190L24 189V188H22ZM31 187H30V188H31ZM41 187H42V186H41ZM71 187H72V186H71ZM75 187H76V186H75ZM125 187H126V186H125ZM150 187H151V185H150ZM177 187H181V186H177ZM184 187H185V186H184ZM0 188H1V187H0ZM2 188H1V189H2ZM12 188H13L12 185H10V186L8 185L7 190L10 191ZM14 188H15V187H14ZM14 188H13V189H14ZM18 188H16V189L18 190ZM26 188H27V187H26ZM42 188H43V187H42ZM57 188H56V189H57ZM79 188H80V187H79ZM120 188H121V187H120ZM120 188L117 189V187H116V190H115V193H114V189H113V187H112V189H113V193H114V194H112V195H114V196H111V195H110V196H111L112 198L115 197V196H116V192H118L117 190H119ZM131 188H132V187H131ZM171 188H173V187H171ZM186 188H187V187H186ZM251 188H252V189H251ZM251 188H250L251 191L254 190L253 187H251ZM254 188H255V187H254ZM256 188H257V187H256ZM1 189H0V190H1ZM16 189H15V190H16ZM56 189H55V191H56ZM77 189H78V188H77ZM77 189H76V190H77ZM105 189H106V188H105ZM108 189H109V188H108ZM126 189H127V188H126ZM132 189H133V188H132ZM153 189H154V188H153ZM166 189H167V188H166ZM180 189H182V187H181ZM4 190H5V189H4ZM17 190H16V192H17ZM24 190H25V189H24ZM30 190H31V189H29V191H30ZM33 190H34V189H32L31 193L34 194V193H36L35 191H37L38 193H36V194H39V195H40V192H39L37 189H36L35 191H33ZM40 190H41V189H40ZM47 190H48V186H47ZM47 190H46V191H47ZM79 190H80V189H79ZM110 190H111V189H110ZM122 190H123V189H122ZM122 190H121V192H122ZM130 190H131V189H130ZM135 190H136V188H135ZM169 190H170V188H169ZM173 190H174V189H173ZM186 190H187V189H186ZM256 190H257V189H256ZM2 191H3V189H2ZM5 191H6V190H5ZM50 191H51V192H50ZM106 191H107V189H106ZM124 191H125V189H124ZM124 191H123V193H124ZM167 191H168V190H167ZM171 191H172V190H171ZM174 191H175V190H174ZM182 191H183V190H182ZM184 191H185V190H184ZM249 191H250V190H249ZM251 191H250V192H251ZM10 192H11V191H10ZM22 192H23V191H22ZM25 192H26V191H25ZM48 192H50V193H48ZM48 192H47V193L50 194V195H52L51 193H54V192H52L51 189H50ZM56 192H57V191H56ZM73 192H74V191H73ZM75 192H76V191H75ZM80 192H81V191H80ZM82 192H83V191H82ZM84 192H85V191H84ZM84 192H83V193H84ZM100 192H101V191H100ZM121 192H120V193H121ZM161 192H162V191H161ZM161 192H160V193H161ZM172 192H173V191H172ZM175 192H176V191H175ZM253 192H255V194H257L255 190L252 191V193H253ZM257 192H258V191H257ZM26 193H27V192H26ZM68 193H69V191H68ZM83 193H81V194H83ZM106 193H109V194H110V191H109V192H106ZM127 193H128V192H127ZM131 193H134V192H131ZM186 193H187V192H186ZM233 193H234V191H233ZM258 193H259V192H258ZM3 194H4V192H3ZM12 194H13V193H12ZM43 194H44V193H43ZM48 194H47V195H48ZM77 194H78V193H77ZM79 194H80V193H79ZM109 194H108V195H109ZM118 194H119V193H118ZM118 194H117V195H118ZM168 194H170V191H168ZM183 194H184V193H183ZM219 194H220V193H219ZM231 194H232V193H231ZM237 194H238V193H234V195H235L234 197H237ZM246 194H247V196H246ZM1 195H2V194H1ZM41 195H42V194H41ZM45 195H46V194H45ZM45 195H44V196H45ZM57 195H58V194H57ZM108 195H107V196H108ZM120 195H121V194H119L118 196H120ZM179 195H180V194H179ZM181 195H182V194H181ZM185 195H186V194H185ZM187 195H188V194H187ZM223 195H224V194H222L221 200H219V201H220V202L223 201L224 204H225L226 202L228 203V201L223 197ZM3 196H4V195H3ZM121 196H122V195H121ZM121 196H120V197H121ZM162 196H163V195H162ZM230 196H231V198H232L233 195H230ZM47 197H49V195H48ZM53 197H55V196H53ZM164 197H165V196H164ZM215 197H216V196H215ZM51 198H52V197H51ZM51 198H50V199H51ZM115 198H117V196H116ZM179 198H180V197H179ZM183 198H184V197H183ZM217 198H218V197H217ZM217 198H216V199H217ZM207 199H208V198H207ZM216 199H215V200H216ZM224 199H225V200H224ZM232 199H233V198H232ZM237 199H239V198H237ZM241 199H239V200H240L239 202H238V201L236 202L235 200H234L235 202H234L233 200L231 201V202H233V203H231V204L229 205V207L227 206L228 209H230V212H231V213H234V214H235V213H241V215H242L243 213H245V217H246L245 219H247L248 222H249L248 219H250V220H251V219H256V220H258V219L260 218L259 216L262 215V214H260V210L262 209V207H264V196L261 197L260 200H259V198L257 197V200H259V201L255 202V200H253L255 204H252V205H251L250 203H248V202L242 201ZM55 200H56V198H54V201H55ZM166 200H167V198H166ZM166 200H165V201H166ZM51 201H53V199H51ZM57 201H58V200H57ZM62 201H63V200H62ZM62 201H61V203H62ZM97 201H98V200H97ZM121 201H122V200H121ZM199 201H200V200H199ZM98 202H100V201H98ZM123 202H124V201H123ZM170 202H171V201H170ZM170 202H169V203H170ZM193 202H194V201H193ZM206 202H207V201H206ZM55 203H56V201H55ZM171 203H172V202H171ZM201 203H202V202H201ZM218 203H219V202H218ZM63 204H65V203H63ZM127 204L130 205V203H127ZM137 204H138V203H137ZM202 204H203V203H202ZM221 204H222V203H221ZM175 205H176V203H175ZM193 205H194V204H193ZM193 205H192V206H193ZM200 205H201V204H200ZM217 205H218V204H217ZM219 205H220V204H219ZM103 206H104V205H103ZM136 206H137V205H136ZM223 206H224V205H223ZM223 206H222V207H223ZM62 207H63V206H62ZM109 207H110V206H109ZM189 207H190V206H189ZM202 207H204V206H202ZM207 207H208V206H207ZM207 207H206V208H207ZM216 207H217V210H218V206H216ZM222 207L220 208V206H219V209L222 210ZM224 207H225V206H224ZM119 208H120V207H119ZM196 208H197V207H196ZM225 208H226V207H225ZM80 209H81V208H80ZM80 209H79V210H80ZM82 209H83V208H82ZM85 209H86V207H85ZM178 209H179V208H178ZM178 209H177V210H178ZM200 209H201V208H200ZM200 209H199V211H200ZM215 209H216V208H215ZM263 209H264V208H263ZM79 210L77 211L76 208H75V211H76L77 213L79 212ZM94 210H95V209H94ZM112 210H113V209H112ZM164 210H165V209H164ZM182 210H183V209H181V211H182ZM185 210H186V209H185ZM205 210H206V209H205ZM51 211H52V210H51ZM95 211H96V210H95ZM113 211H114V210H113ZM195 211H196V210H195ZM195 211H194V213H196ZM212 211H213V210H212ZM61 212H62V211H61ZM76 212H74V213H76ZM80 212H81V211H80ZM106 212H107V211H106ZM114 212H115V211H114ZM176 212H177V211H176ZM191 212H192V211H191ZM207 212H208V211H207ZM213 212H214V211H213ZM42 213H43V212H42ZM42 213H41V214H42ZM44 213H45V212H44ZM44 213H43V214H44ZM77 213H76V214H77ZM81 213L83 214L84 212L82 211ZM94 213H95V212H94ZM97 213H98V212H97ZM160 213H161V212H160ZM174 213H175V212H174ZM179 213H180V212H179ZM189 213H190V212H189ZM194 213H193V214H194ZM197 213H198V212H197ZM209 213H211V212H209ZM214 213H215V212H214ZM231 213H229V214H231ZM261 213H262V211H261ZM46 214H47V213H46ZM46 214H45V215H46ZM50 214H51V213H50ZM82 214H81V215H82ZM84 214H85V213H84ZM98 214H99V213H98ZM102 214H104V213H102ZM102 214H101V215H102ZM171 214H172V213H171ZM176 214H177V213H176ZM184 214H185V213H184ZM190 214H192V213H190ZM227 214H228V213H227ZM78 215H79V214H78ZM78 215H77V216H78ZM95 215H96V213H95ZM163 215H165V213H163L162 216H163ZM173 215H174V214H173ZM194 215H195V214H194ZM197 215H198V214H197ZM197 215H196V216H197ZM207 215H208V214H207ZM211 215H212V214H211ZM211 215H210V217H212ZM213 215H215V214H213ZM231 215H232V219H231V221H232V220H234V219H233V216H235V215H233V214H231ZM243 215H244V214H243ZM39 216H40V215H39ZM46 216H47V215H46ZM61 216H62V215H61ZM69 216H70V215H69ZM82 216H84V215H82ZM96 216L99 217L100 214H99V215H96ZM102 216H104V215H102ZM188 216H189V215H186V218H187ZM190 216H191V215H190ZM190 216H189V217H190ZM198 216H200V214H199ZM215 216H217V215H215ZM52 217L56 220V218H55L54 216H52ZM74 217H75V216H74ZM79 217H80V216H79ZM104 217H106V215H105ZM163 217H165V216H163ZM163 217H162V219H163ZM166 217H167V216H166ZM168 217H169V216H168ZM174 217H177V216L174 215ZM174 217L171 216V217H169V218H172V219H173ZM191 217H192V216H191ZM207 217H208V216H207ZM213 217H214V216H213ZM224 217H226V215H225ZM241 217L244 218L243 216H241ZM68 218H69V217H68ZM70 218H71V217H70ZM70 218H69V219H70ZM195 218H196V217H195ZM197 218H198V217H197ZM197 218H196V220H197L198 222L202 223L203 226H204V222H202V220H198ZM199 218H200V217H199ZM203 218H204V217H203ZM43 219H44V218H43ZM49 219H50V218H49ZM49 219H47V220H49ZM160 219H161V218H160ZM187 219H188V218H187ZM206 219H207V218H206ZM226 219H227V217H226ZM229 219H230V218H229ZM229 219H228V220H229ZM261 219L263 220L262 217L260 218V220H261ZM55 220H54V221H55ZM66 220H67V219H66ZM66 220H65V221H66ZM72 220H73V219H72ZM74 220H76V217H75ZM77 220H78V219H77ZM164 220H165V218H164ZM164 220H163V221H164ZM169 220H171V219H169ZM174 220H175V218H174ZM208 220H209V219H208ZM228 220H227V221H228ZM241 220H242V219H241ZM68 221H69V220H68ZM188 221H189V220H188ZM190 221H192V220H190ZM197 221H195V222H197ZM204 221H205V220H204ZM211 221H212V220H211ZM216 221H217V220H216ZM227 221H225V222H227ZM243 221H244V220H243ZM243 221H242V222H243ZM245 221H246V220H245ZM1 222H2V221H1ZM92 222H93V221H92ZM161 222H162V220H161ZM166 222H167V221H166ZM169 222H170V221H168V223H169ZM205 222H206V221H205ZM213 222H214V221H213ZM213 222H212V223H213ZM242 222H240V224H242ZM250 222H252V221H250ZM250 222H249V223H250ZM5 223H6V222H5ZM5 223H4V224H5ZM78 223H79V221H78ZM168 223H167V224H168ZM191 223H192V222H191ZM212 223H211V224H212ZM218 223H219V221H218ZM233 223H234V222H233ZM257 223H258V222H257ZM0 224H2V223H0ZM165 224H166V223H165ZM167 224H166V225H167ZM202 224H201V225H202ZM208 224H209V223H208ZM213 224H215V223H213ZM213 224H212V225H213ZM247 224H248V223H247ZM247 224H246V222H245L244 226H246ZM250 224H252V223H250ZM250 224H249V225H250ZM253 224H254V223H253ZM259 224H260V223H259ZM6 225H7V224H6ZM63 225H64V223H63ZM197 225H198V224H197ZM201 225H200V226H201ZM217 225H218V224H217ZM249 225H248V226H249ZM3 226H4V225H3ZM3 226H2V227H3ZM11 226L13 227L14 225L10 224L9 227H11ZM15 226H16V225H15ZM53 226H54V225H53ZM162 226H163V225H162ZM170 226H171V225H170ZM213 226L215 227V225H213ZM244 226H242L241 229H244V228H243ZM248 226H247V228L250 229V227H248ZM259 226H261V225H259ZM2 227H1V225H0V228H2ZM7 227H8V226H7ZM17 227H18V226H17ZM55 227H57V226H55ZM62 227H63V226H62ZM209 227H210V226H207V229H206V231H205V232H206L205 235H206L207 237L211 236V233L213 232V231H211L210 233L208 232V231H209V230H208ZM214 227H213V228H214ZM225 227H226V226H225ZM3 228H4V230H5V231L3 230L4 233H6L7 231H9V234L11 233V231H10L11 228H8L9 230H8L7 228L5 229V226H4ZM167 228H168V227H167ZM202 228H203V227H202ZM213 228H212V229H213ZM223 228H224V227H223ZM18 229H19V228H18ZM173 229H174V228H173ZM173 229H172V231H174ZM236 229H237V228H236ZM239 229H240V228H239ZM239 229L235 230V233L238 232ZM251 229H252V228H251ZM258 229H259V228H258ZM6 230H7V231H6ZM19 230H20V229H19ZM34 230H35V229H34ZM36 230H37V229H36ZM116 230H117V229H116ZM161 230H162V231H163V230L165 231V229H163V228H161ZM161 230H159V231H161ZM176 230H177V229H176ZM213 230H215V229H213ZM216 230H217V228H216ZM218 230H220V228H219ZM254 230H255V229H254ZM263 230H264V229H263ZM0 231H1V230H0ZM21 231H22V230H21ZM32 231H33V230H32ZM32 231H31V232H32ZM61 231H62V230H61ZM65 231H67V230H65ZM157 231H158V230H157ZM159 231H158V232H159ZM164 231L161 232V233L159 232V234H163V235L166 234V232H164ZM170 231H171V230H170ZM172 231H171V232H172ZM179 231H180V230H179ZM182 231H183V230H182ZM220 231H221V230H220ZM240 231H241V230H240ZM243 231H244V233H245V230H243ZM246 231H247V230H246ZM33 232H35V231H33ZM33 232H32V234H33ZM174 232H177V231H174ZM200 232H201V231H200ZM253 232H254V233L248 231V234H247V233H246L247 235L245 234V235H246V236H244V239H245V240L243 241L245 244L248 242L247 239H250V237H256V235H255V236L253 235V234H256L255 231H253ZM256 232H257V231H256ZM1 233H3V232L1 231V232H0V235H1ZM4 233H3V234H4ZM7 233H8V232H7ZM63 233H64V232H63ZM117 233H118V232H117ZM167 233H169V232H167ZM187 233H188V232H187ZM195 233H196V232H195ZM219 233H220V232H219ZM224 233H226V231H225ZM241 233H242V232H241ZM244 233H243V235H244ZM34 234H35V233H34ZM84 234H85V233H84ZM109 234H110V233H109ZM176 234H177V233H176ZM192 234H193V233H192ZM192 234H191V235H192ZM226 234H227V233H226ZM226 234H223V233H222V234H219V235H218L219 237H217V239L214 238V236H213V237H211V238H213V239H211V241L213 240V241H214L213 243H215V245H217V244L219 243V241L224 242V241H225L224 239H226V237H225ZM237 234H239V232H238ZM10 235L13 236L12 234H10ZM166 235H167V234H166ZM169 235H170V233H169ZM177 235H178V234H177ZM196 235H197V234H196ZM198 235H199V234H198ZM201 235H202V234H201ZM212 235H213V233H212ZM214 235H216V234L214 233ZM231 235H232V234H231ZM1 236H2V235H1ZM63 236H64V235H63ZM89 236H90V235H89ZM158 236H159V235H157V237H158ZM164 236H165V235H164ZM167 236H168V235H167ZM172 236H176V235H172ZM179 236H180V235H179ZM199 236H200V235H199ZM232 236H233V235H232ZM232 236H231V237H232ZM235 236H236V235H235ZM239 236H241V235H239ZM15 237H17V236L14 235V238H15ZM54 237H56V236H54ZM185 237H186V236H185ZM258 237H260V236H258ZM14 238H11V240L13 241ZM17 238H19V237H17ZM17 238L15 239V241L17 240ZM20 238H21V237H20ZM20 238H19V239H20ZM83 238H84V237H83ZM161 238H162V237H161ZM167 238H168V237H167ZM181 238H182V237H181ZM227 238H229V234H228V237H227ZM232 238H233V237H232ZM239 238H240V237H239ZM239 238H238V239H239ZM261 238H262V236H261ZM19 239L17 240V243H18V244H19V242H20V244H21V242H22V243L24 242V241H21L22 238H21V240H19ZM55 239H56V238H55ZM169 239H170V238H169ZM182 239H184V238H182ZM182 239H181V240H182ZM185 239H186V238H185ZM189 239H190V237L188 238V240H189ZM234 239H235V237H234ZM238 239H237V240H238ZM240 239H241V238H240ZM240 239H239V240H240ZM242 239H243V238H242ZM263 239H264V238H263ZM26 240H27V239H26ZM34 240H35V238H34ZM37 240H38V239H37ZM37 240H36V242H37ZM39 240H40V239H39ZM85 240H86V238H85ZM155 240H157V239H155ZM161 240L163 241L164 239L162 238ZM165 240H166V238H165ZM172 240H174L173 237H172ZM192 240H193V239H192ZM223 240H224V241H223ZM226 240H227V239H226ZM232 240H233V239H231V241H232ZM252 240H253V239H252ZM252 240H250V242H251ZM3 241H7V239H5V240L3 239ZM3 241H2V242H3ZM183 241H184V240H183ZM185 241H186V240H185ZM185 241H184V242H185ZM197 241H199V240L197 239ZM206 241H207V243H208V240H206ZM209 241H210V240H209ZM256 241H260L259 238H258V240L256 239ZM7 242H9V241H7ZM10 242H11V241H10ZM28 242H30V241H28ZM39 242H40V241H39ZM50 242H51V241H50ZM52 242H53V241H52ZM59 242H60V241H59ZM59 242H57V243H59ZM155 242H156V241H155ZM157 242H158V241H157ZM193 242H194V241H193ZM195 242H196V241H195ZM234 242H235V244H237V241H234ZM263 242H264V241H262V243H263ZM13 243H14V241H13ZM15 243H16V242H15ZM15 243H14V244H15ZM26 243H27V241H26ZM26 243L24 242L22 245H23V246H26V245H27ZM33 243H34V242H33ZM66 243H67V242H66ZM159 243H160V240H159ZM173 243H176V242L174 241ZM181 243H182V242H181ZM210 243H211V242H210ZM239 243H240V241H239ZM244 243H241V245L244 244ZM5 244H8V243H5ZM9 244H10V243H9ZM25 244H26V245H25ZM28 244H29V243H28ZM160 244H161V243H160ZM160 244H159V245H160ZM169 244H170V243H168V245H169ZM194 244H195V243H194ZM245 244H244V246H245ZM249 244H250V243H249ZM251 244L253 245V243H251ZM258 244H259V243H258ZM29 245H30V244H29ZM37 245H38V246H36L35 243L32 245V243H31L30 247H31V246H34V247L36 246L34 249H35V250H37V249L39 250V245H40V243L38 244V242H37ZM45 245H46V244H45ZM59 245H60V244H59ZM156 245H158V243H157ZM165 245H166V243H165ZM170 245H171V244H170ZM180 245H182V244H179V246H180ZM197 245H198V244H197ZM199 245H200V244H199ZM199 245H198V246H199ZM219 245H220V243H219ZM246 245H247V244H246ZM256 245H257V244H256ZM256 245H255V246H256ZM7 246H9V245H7ZM7 246H6V247H7ZM14 246H17V244L14 245ZM18 246H19V245H18ZM18 246H17V247H18ZM40 246H41V245H40ZM65 246H66V245H65ZM71 246H74V245L71 244ZM161 246H162V245H161ZM171 246H172V245H171ZM179 246H178V247H179ZM183 246H184V245H183ZM183 246H182V247H183ZM226 246H227V245H226ZM250 246H251V245H250ZM250 246H249V247H250ZM255 246L253 245V247H255ZM260 246H261V245H260ZM4 247H5V246H4ZM4 247H3V248H4ZM11 247H13V246H11ZM26 247H28V246H26ZM37 247H38V248H37ZM42 247H44V246L42 245L41 248H42ZM74 247H75V246H74ZM180 247H181V246H180ZM180 247H179V249H180ZM195 247H196V246H195ZM210 247H211V246H210ZM212 247H214V246L212 245ZM227 247H228V246H227ZM236 247H237V246H236ZM238 247H239V245H238ZM242 247H243V246H241V248H242ZM249 247H248V250L250 249ZM257 247H258V246H257ZM257 247H256V248H257ZM15 248H16V247H15ZM19 248H20V247H19ZM21 248H25V247H21ZM28 248H29V247H28ZM41 248H40V250H41ZM44 248H45V247H44ZM48 248H49V247H48ZM58 248H59V246H58ZM58 248L55 249V250H58ZM71 248H72V247H71ZM165 248L167 249V247H165ZM172 248H173V247H171V249H172ZM239 248H240V247H239ZM243 248H244V249H247V248H245V247H243ZM243 248H242V249H243ZM258 248H259V247H258ZM5 249L7 250V248H5ZM5 249H4V250H5ZM9 249H10V247H9ZM9 249H8V250H9ZM34 249H33V251H34ZM72 249H73V248H72ZM204 249H206V248H204ZM231 249H232V247L229 248L230 251H231ZM253 249H254V248H253ZM260 249H261V247H260ZM8 250H7V251H8ZM42 250H45V251H46L47 249H43V248H42ZM42 250H41V251H42ZM52 250H53V249H52ZM59 250H62V249L59 248ZM140 250H141V249H140ZM173 250H174V249H173ZM173 250H172V251H173ZM181 250H182V248H181ZM211 250H212V248H211ZM248 250H247V252H248ZM255 250H256V249H255ZM261 250H262V249H261ZM263 250H264V248H263ZM18 251H19V249H18ZM116 251H117V250H116ZM158 251H159V250H158ZM176 251H177V250H176ZM208 251H209V250H208ZM212 251H213V250H212ZM212 251H211V252H212ZM227 251H228V250H227ZM244 251H245V250H244ZM249 251H250V250H249ZM20 252H22V251L20 250ZM34 252H35V254L37 253V254H36V256H37V255L39 254L40 251H39V252L34 251ZM42 252H43V251H42ZM58 252H59V251H58ZM258 252H259V250H258ZM52 253H54V252H52ZM177 253L179 254V252H177ZM243 253H244V252H243ZM243 253H242V254H243ZM245 253H246V252H245ZM248 253H250V252H248ZM248 253H246V255H247ZM21 254L23 255V252L20 253V255H21ZM24 254H25V253H24ZM27 254H28V253H27ZM30 254H31V253H30ZM116 254H117V253H116ZM136 254H137V253H136ZM28 255H29V254H28ZM28 255H23V256H21V258L24 257V256L28 257ZM53 255H55V253H54ZM140 255H141V254H140ZM249 255H250V254H249ZM249 255H248V257H249ZM252 255H253V254H252ZM36 256H34V257H36ZM189 256H190V255H189ZM243 256H244V255H243ZM135 257H136V256H135ZM173 257H174V256H173ZM244 257H245V256H244ZM248 257L246 256L245 258H248ZM250 257H251V256H250ZM250 257H249V258H250ZM253 257H255V256H253ZM24 258H25V257H24ZM122 258H123V256H122ZM169 258H170V260H171V257H168V259H169ZM249 258H248V259H249ZM261 258H262V257H261ZM261 258H260V259H261ZM0 259H1V258H0ZM10 259H11V258H10ZM22 259H23V258H22ZM26 259H27V258H26ZM165 259H166V258H165ZM165 259H164V260H165ZM168 259H167V260H168ZM181 259H182V258H181ZM250 259H251V258H250ZM253 259H254V258H253ZM255 259H257V258H255ZM6 260H7V259H6ZM8 260H9V259H8ZM8 260H7V262L5 261L7 264H9V262H11V261L8 262ZM23 260H24V259H23ZM58 260H59V259H58ZM60 260H61V259H60ZM60 260H59V262H60ZM123 260H126V259L123 258ZM164 260H163V261H164ZM170 260H168V261H170ZM182 260H183V259H182ZM184 260H186V258H184ZM184 260H183V261H184ZM24 261H25V260H24ZM62 261H63V260H62ZM150 261H151V259H150ZM197 261H198V260H197ZM19 262H20V261H19ZM21 262H22V260H21ZM27 262H28V261H27ZM65 262H66V261H65ZM142 262H143V261H142ZM144 262H145V258H144ZM146 262H147V261H146ZM164 262H167V261H164ZM164 262H163V263H164ZM6 263H4V264H6ZM12 263H13V261H12ZM12 263H11V264H12ZM60 263L63 264V262H60ZM119 263H120V262H119ZM169 263H170V262H169ZM19 264H20V263H19ZM64 264H65V263H64ZM128 264H129V263H128ZM197 264H198V263H197ZM205 264H206V263H205Z\"/></svg>", "mask_w": 264, "mask_h": 264}]
</instances>
